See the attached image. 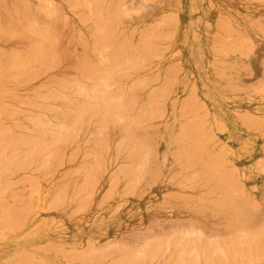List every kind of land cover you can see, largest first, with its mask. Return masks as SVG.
<instances>
[{"label":"crops","instance_id":"1","mask_svg":"<svg viewBox=\"0 0 264 264\" xmlns=\"http://www.w3.org/2000/svg\"><path fill=\"white\" fill-rule=\"evenodd\" d=\"M179 9L180 59L174 65L179 76L165 103L164 126L153 137L142 138L148 143L142 140L140 145L138 139L136 159L109 164L107 153L103 177L77 182L3 172L8 161L1 156L5 151L10 154V148L0 147V264H163L171 254L168 264L178 259L176 264H188L196 252L200 253L192 261L196 264H264V0H185ZM200 163H206L204 168ZM131 169L140 172L136 179H131L135 175ZM204 169L218 173H208L209 179ZM223 184L231 187L229 197L223 198L229 193ZM187 233H192L189 238ZM187 244L200 249L196 245L191 253ZM179 246L181 256L176 257Z\"/></svg>","mask_w":264,"mask_h":264},{"label":"rangeland","instance_id":"2","mask_svg":"<svg viewBox=\"0 0 264 264\" xmlns=\"http://www.w3.org/2000/svg\"><path fill=\"white\" fill-rule=\"evenodd\" d=\"M2 1L3 0H0V10L2 11V9L4 8L5 12H7L8 10L9 11L7 12V14H5L4 11H2V12L0 11V17H1L0 23L2 24V25H0V32L2 31L0 33V36L2 37V35L4 33H6V32L8 33V31L10 29L11 30H10V33L8 34L9 36L6 33L5 35H3V38L0 37V47H1L0 48V61L2 60L1 64H0V99H1V102H0V120H1L0 121V132L5 134V135H3L2 133H0V142L1 143L3 142L2 144L0 143L1 144L0 147L8 145L7 148H10L12 151H14V152L11 151L10 154H8V155H7V153L6 154L2 153L4 155V157H2L3 160H5V157H6L7 161L9 162L14 157H18V158L20 157V159H17V161H19L23 157L22 158L23 160L19 161L20 163H22V161H23L22 165H20L19 162L15 161L16 158H14L15 159L14 161L17 163V164L15 163V164L19 165V166L16 167V165L13 164L14 161L12 160L13 163L10 162V164H8V165H10V166H8L10 169H8V167L6 166L8 171H6V168L3 169V170L6 173H9L12 176L37 177V176H46V175H48V176H58L60 178H63V177H67V178H76V177L77 178L78 177L87 178L88 177L89 178L88 175L90 174V172L94 171L96 173L93 172L92 173V174H94L93 176L94 177H98L99 176L98 178H100V177H103V175H102L103 174V169H102L103 166L102 165H103V159L105 160L104 164L106 162L107 153H108V157H109V164H110V162H113V163L118 162L119 164H121V163L123 164L124 161H132V157H133V155H135L134 152L138 148V146H137L139 144L138 139L139 138H141V140H142V138L147 139V138H149V136H152L155 133V131H159L161 129V127L164 126V124H163V114H164L163 109H165V103L167 102V99L171 95V86L172 85H170V83L172 84L176 79H178V76H179L177 74V70H176V67L174 65H178V61L180 59L179 31H180V23L181 22H180V9L179 8H180V5L185 0H97V1L89 0V2L91 1L90 3L88 2V0H81L82 2H84V5L85 4H89V7H91L90 9H89L88 5H85L86 7L84 5H83L84 7L81 6L83 3L80 2V0H76L78 3L75 0H65V1L64 0H50L49 3H48L49 7H48V5L46 7V3L48 2V0H19L18 2H17V0H14V2H13V0H6V1L4 0L3 2ZM21 1L24 2V3L20 5ZM74 1L76 2L75 4H74ZM212 1L218 2L219 0H212ZM28 2H29V4H28ZM85 2H87V3H85ZM92 3H94L95 5L92 4ZM102 4H103V6H101ZM14 5H15V8H14ZM35 5H37L38 7H36ZM90 5H92V6H90ZM97 5L98 6L100 5L101 7L99 8ZM11 6L13 7V10L17 9L18 12L16 10H14V11H16V16L19 15L18 17L15 18V14H14L15 12L12 10ZM26 6H27V8H26ZM40 6H42L44 8L42 9V7H40ZM51 6L52 7L54 6V7L52 8ZM56 6L59 9L58 8L56 9ZM93 6H95V7H93ZM82 7L85 9L84 12H83V8ZM25 8L27 10H25ZM47 8L51 9L52 12L49 11ZM54 8L56 9V11H55ZM38 9H39L40 12L38 11ZM45 9L47 10L46 11L47 15H49V17H50V18L48 17L49 18L48 20H47V15H44V14H46V13H44L45 11H43ZM87 9H88V13L86 12ZM95 10H96V12H95ZM89 11H91V12L93 11L92 12L93 15L91 14V12L89 13ZM100 11H102V12L100 13ZM9 12H12V13H9ZM26 12H28V13H26ZM29 12H31L30 13L31 15L29 14ZM36 12H38L39 15ZM94 13H96V17H95ZM97 13L99 14L98 16H97ZM8 14L10 15V17H9ZM22 14H24L23 18L25 20L22 18ZM32 14H34V15L36 14L35 15L36 17L34 15H32ZM52 14H53V17L50 16ZM82 14H84V15L82 16ZM87 14H89V15H87ZM101 15H103L104 17L101 16ZM32 16H34V18L36 20H34ZM29 17H30V19H29ZM55 17H56V19H54ZM40 18H43V19H40ZM44 18L47 21L44 20ZM60 18H61V20H60ZM86 18H87V20H86ZM90 18H91V20H89ZM21 19H23V20H21ZM50 19H52L53 21H51ZM30 20H32L35 23H36V21H38L37 22L38 25H37V23L36 24L31 23ZM42 20L47 22V23H44L45 25L43 24L44 27H43V25H41L43 23ZM56 20H57V22H54ZM97 20L100 21V22H98ZM20 21H21V23H20ZM24 21H26V23ZM27 22H28V25L25 26L27 24ZM48 23H49V25H48ZM50 23H52V24L50 25ZM91 24H92V26H91ZM33 25H34V27L35 26L36 27L34 28ZM19 26H22V27L25 26V27L24 28H20ZM45 26H48V27H45ZM1 27H4V30ZM5 27L8 28V29H6ZM27 27L29 29H27ZM31 27H32V29H31ZM36 28L37 29L39 28L42 31L41 32L40 31L39 32L35 31V30H37ZM43 28L44 29L47 28L48 32H47V29L45 31ZM98 28H100V29H98ZM51 29H53V30H51ZM30 30H33V31H30ZM3 31H5V32H3ZM23 31H24L25 34L23 33ZM34 31H35V33L37 32L36 34L34 33L36 35L35 37L33 35H31V34H33ZM44 31L47 32L48 35L50 34L51 37L49 36L48 37L49 39L52 38V36H54L52 38V40L55 38L53 43L52 42H50V43L48 42L51 39L50 40L48 39V41H47L49 44L46 42L47 39H45V38H47V36H46L45 33L44 34L42 33ZM91 31H94L95 35H94L93 32L91 33ZM95 31H100V32L102 31V34H98L100 32L96 33ZM27 32L30 33L29 34L30 36L28 35ZM49 32H51V33H49ZM15 33H17L18 36H16ZM20 34L24 38L27 37V39L26 38L24 39L23 37H19ZM26 34L28 36H26ZM11 35H12V37L16 36L15 38L13 37L14 40L12 39ZM91 35H94V36H91ZM100 35H102L101 36V40L103 39V41L100 40ZM5 36L7 38H5ZM83 37H84V39H83ZM92 37H94L97 40L94 41L95 39L92 38ZM37 38H39L40 41H43L42 42L43 44L40 43V41ZM16 39H18L19 41L17 42ZM24 40H25V42H24ZM31 40L35 41L36 44L35 43H33V45L30 44V43H32ZM36 40H38L39 43L36 42ZM85 40H87V41H85ZM99 41H100V44L97 43ZM86 42H87V44H85ZM51 43L54 44V45H51ZM1 44L5 45V46H3ZM19 44H20V48L18 49V47H19L18 45ZM29 44L32 45V46H35V47L29 48ZM39 44H41L43 46H41ZM96 44H98V45L96 46ZM101 44L103 45V47L102 46L100 47ZM45 45L54 46V47H51L52 48V50H51V48L49 46H47L45 48ZM55 45H56L57 50L55 48ZM80 45H81V47H80ZM82 45L83 46L85 45V46L83 47ZM86 45H88V47ZM91 45H93V46L91 47ZM2 46L4 48H2ZM15 46H17V47H15ZM38 46H41V48H39V49H42V47L46 49L44 51V53H43V51H41L44 54L43 56H42L40 50L37 49L38 50L37 51L35 49ZM53 48H54V52L55 53L53 52ZM85 48H87V50ZM5 49H6V51H3ZM16 49H18V50L15 51ZM20 49L21 50H23V49L25 50L26 49L25 50L26 52L23 50V52L25 54L22 53V51ZM30 49H32V50H30ZM59 49H61V50H59ZM42 50H44V49H42ZM18 51H19V53H18ZM31 51H33V52H31ZM85 51H86V53H85ZM89 51L92 52V53L90 54ZM120 51H121V53H120ZM38 52H40V53H38ZM97 52H99L100 54L99 53L97 54ZM173 52H175V53H173ZM36 53H37V55H36ZM122 53H123L124 56L122 55ZM38 54L40 56H42V59L39 60L40 56ZM17 55H18V59H17ZM99 55L100 56L102 55L103 57L101 56V58H100V57H98ZM43 57L46 58V59H43ZM34 58L36 59L35 63L32 62ZM81 58L84 59L83 61H85V63H83V61H81L82 60ZM16 59H17L16 64L18 63L17 65L15 64V61H14ZM26 59H27V61H26ZM52 59H54L55 62ZM43 60H48L46 62L49 63L50 65L46 64V67H49V68L46 69L45 67H43V66H45V63H46L44 61V65H43ZM122 60L123 61L126 60V61H124L122 63ZM18 61H20L21 65L19 64ZM24 61H25L26 65H28V67H29V64H30V68H28L27 66L26 67L24 66L25 65ZM38 61H41V63L39 62L41 64V66H39L40 65L39 63H37ZM3 62H5V63H3ZM81 63H83L84 65L86 63H88V64L85 65V68L86 69L88 68L87 70H90V71L88 72L87 70H84L85 68H84L83 64L81 65ZM100 63H101V65H103L102 67H100L101 66ZM91 64H94V65L91 66ZM9 65H10L11 69L8 68ZM18 65H19V67H18ZM11 66L14 67L15 69L17 68V70L15 71V69L14 68L12 69ZM31 67H32V69H31ZM81 67H82V69H81ZM96 68H98V71H97ZM22 69L23 70L26 69V70L22 71ZM28 71L30 73H28ZM35 71H36V73H35ZM46 71H47V73H45ZM75 71H77V73H74ZM92 71H93V73L91 75ZM18 72L19 73L21 72L24 76H22L21 73L19 75ZM119 73H121V74H119ZM12 74H14V75H12ZM93 74L95 75L94 78H93L94 81L91 80L92 77H93ZM53 75H55V77H56L55 79H59V82L62 81L64 83H66V87L64 88L63 87V86H65V85H63L64 83H62V85H61V84H59L58 81H56V84H53V83H55ZM12 76H13V78H11ZM19 76H20V78H19ZM74 76L75 77H77V76L80 77L81 76L82 80H81V78L79 79V77H77V79L75 80ZM30 77L31 78L34 77V78L31 79ZM101 77H103V78H101ZM26 78H27V80H25ZM99 78H101V79H99ZM52 79L54 80V82H53ZM95 79H97V80L99 79V81H101L103 84L105 83V85H106V87H108V89L104 88L105 85H104V87L96 86V85L99 84V81H98V84H96L97 81H95ZM22 80L23 81L25 80V83ZM78 80H79V82H77ZM18 81L19 82L21 81V82L19 83ZM26 81H28L29 83L27 82L28 83L27 84ZM51 81L53 83H51ZM71 82H74L73 85L71 84ZM76 82H77V84H76ZM8 83H9V85H8ZM11 83H13L12 85H14V87L11 85ZM16 83H18V84H16ZM68 83H70V84L68 85ZM79 83H80V85L82 84V86L84 87L83 90L81 88L82 86H80ZM25 84H27V85L25 86ZM57 84H59V85L57 86ZM112 84H113V86H112ZM35 85H36V88H35ZM99 85H101V83ZM67 87H69V89ZM86 87H88V88H86ZM90 87L99 88L98 89V90H100L99 92L103 93V95L100 94V93H99L100 94L99 95L97 93L98 92L97 90H96L97 91L96 93L99 96L97 94L96 95L98 97L102 96L103 98H105V97L106 98L104 100H103V98H101L102 100L97 98V99H99V100H97V99H95V97H97V96H95L94 98L93 97L91 98V97L85 96V93L84 94L80 93L81 91L85 92V89H89ZM63 88H64V90H63ZM133 88H135V89H133ZM166 88H167V90H166ZM76 89H78V90L81 89V91L79 93L82 94L83 96L79 95L78 90H76ZM92 89L90 88L91 92H93ZM29 90L31 91L30 93H29ZM70 90H72L73 92L70 91ZM94 91H95V89H94ZM136 91H138V92H136ZM159 91H161V92H159ZM88 92H89L88 95L90 94L89 96H91V93H90L89 90H88ZM35 93L37 95L40 93V95L36 96ZM74 93L75 94L77 93L78 95L75 96ZM94 93H92V96H93ZM4 94H7V95H4ZM126 94H127V96H125ZM59 95H60V98H59ZM72 95H74L75 97H73ZM39 96H41V97H39ZM48 96H50V97L53 96V98L55 96H57V97H56V100H55V98L53 99V98H50ZM64 96H67V97H64ZM134 96H135L136 101L134 99ZM11 97H14V98L11 99ZM47 97L50 98V99H47ZM71 97L74 100L71 99ZM148 97H149V99H148ZM8 98H10V99H8ZM44 98H46L48 100V102L45 101L46 104L44 102ZM57 98H58V100H57ZM64 98H65V101L63 102ZM51 99H53L55 102H53V100H51ZM88 99H92V101L88 100ZM130 99H132V100H130ZM40 100H43V102L40 101ZM49 100H51L52 102L49 101ZM71 100H72V102H71ZM76 100L77 101L80 100V102L77 103V104L81 103L79 106H81V105L84 106L83 107L84 109L81 108L84 111V114H83L81 109H78L79 111L77 110V112L75 113L76 109L78 108L77 106H75V105H77V104H75L77 102ZM107 100L108 101L110 100L111 103H110V101L107 102ZM121 100H122V103H121ZM129 100L131 102H128ZM20 101L23 102V103H21ZM56 101L60 102L61 103L60 105H62V106H60L59 103H57ZM95 101H97V102L95 103ZM104 101L107 102V103H105ZM12 102L13 103L17 102L19 104L16 103L17 104V106H16V104H13ZM86 102H87V104H86ZM102 102L105 104V107L103 106ZM135 102H137V103H135ZM159 102H160V104H159ZM53 103H55V105ZM67 103H69V104H67ZM70 103L72 104V108H71V104ZM88 103L90 104V106H89ZM91 103L92 104H96V106H93ZM100 103L102 105L99 107ZM37 104H39V106ZM40 104H41V106H40ZM47 104H48V106L49 105H53L54 109L56 108V110L59 113L56 110H54V109L51 110V108H53V106H49L48 107ZM97 104H99V105H97ZM107 104H110L108 106H111L108 109H106L108 107V106H106ZM9 105H12V106H9ZM73 105H74V108H73ZM86 105H87V107L89 106L88 110L85 108ZM5 106L7 107V109L8 108L11 109V107H12L13 109H11V110L9 109V111H12L14 114L12 112L9 113V111L6 109ZM34 106H36V108ZM133 106H135V107H133ZM43 107H45V108H43ZM75 107H76V109H75ZM92 107H93V110H92ZM118 107H120L123 111L121 112V110H118V109H120ZM32 108H33V110H32ZM39 108H41V110ZM89 108H91V109H89ZM43 109L44 110L47 109L48 111L49 110L50 111L48 112L47 110H45L47 112L45 114V111ZM63 109H64V111H62ZM14 110H16V112ZM26 110H27L28 113H26ZM29 110L33 114H30ZM66 110H68V111H66ZM60 111H61V115H60ZM88 111H90V112L88 113ZM100 111H101V113L102 112L103 113L101 114ZM105 111H106V116L104 115ZM107 111H109V114H108ZM68 112H72V113L70 114ZM96 112H99V113H96ZM38 113L40 115V116L38 115L39 118L37 116ZM65 113H66L65 117L62 116ZM87 113L90 115L89 117L91 119L89 117H87L88 116ZM29 114L31 116H29ZM52 115H53V118L51 117ZM76 115H78L79 118L83 117V119L82 118H80V119L77 118ZM107 115L110 116V117H108ZM159 115H160V117H159ZM54 116H55V119H56V116H58L57 119H56L57 121L54 119ZM97 116H99V117H97ZM112 116H114V117H112ZM115 116H116V119H114ZM119 116H120V118H119ZM126 116H127V118H126ZM45 117H47V118H45ZM4 118H6V119H4ZM31 118H33V119H31ZM75 118H77V119H75ZM117 118H119V119H117ZM53 119H54V121H56L57 124L54 123ZM74 119L77 120L78 124H77V122H75ZM78 119H79V121H78ZM81 119H82V122H81ZM92 119H94V120H92ZM130 119H131L132 123H131ZM32 120H33V122H35L34 125L32 124ZM86 120H87L88 123H86ZM96 120L100 121L101 124L98 123V121H96ZM102 120H103V123H102ZM28 121H30L31 123H29ZM45 121L47 123H45ZM48 121H50L49 123L53 122L55 124V126L57 125L55 127V129H53L54 128V124L51 125V126L47 125ZM127 121H130V122H127ZM136 121H137V123H136ZM113 122L115 123V126H114ZM134 122H135V125H134ZM9 123H10V125H9ZM39 123L40 124H42V123L45 124V125L42 124L44 127L41 128L40 125L38 126ZM79 123H81L83 126L81 124H79ZM129 123H131L130 124L131 127L128 126L127 130L129 128L134 133V129L137 127L135 129L136 130L135 131L136 134L134 133V136H132L133 135V133H132L130 135L133 138H131L129 136V139L128 138L126 139V136L128 137V135H126L127 131H125L126 127L123 128L124 129L123 130L122 129V125H124V126L125 125H129ZM104 124H106V126ZM118 124H120V126H121L120 128L121 129L119 128ZM11 125L12 126L14 125V126L12 127ZM23 125L25 126V129L23 128ZM46 125H47V127L45 128ZM58 125H60V126L58 127ZM78 125H80V126H78ZM5 126H7V128ZM35 126H36V128H35ZM87 126H88V128H87ZM102 126H104L105 128L102 127ZM2 127H4V128L1 129ZM37 127H39V128L37 129ZM65 127H67V129H64ZM96 127H97V131L98 132L96 130H94V129H96ZM140 127H143V130L144 129L145 130L142 131V129ZM5 128H6L7 131L5 130ZM12 128H13V130H12ZM47 128H49L50 130H48ZM61 128H62V130H61ZM79 128H80V130H79ZM138 128H140V129H138ZM16 129L18 131L19 130L22 131V132L19 131L20 136H18L19 133H18V131ZM29 129H30V132L32 130L31 133H29ZM45 129H47L48 132H50V131H53V132L47 133V131H45ZM77 130H78V132H77ZM102 130H104L103 133H102ZM112 130H113V132H112ZM8 131H9V133L12 131L11 133H14L15 135L14 134L11 135V133L9 134ZM36 131H38V132H36ZM64 131L66 133L65 136H64L65 133H63ZM67 131L70 132V133H68ZM72 131H73V134H71ZM82 131H84V132L86 131V132L83 133ZM95 131L98 134L97 133L94 134ZM105 131L107 133H109L110 135L106 134ZM39 132H41V133H39ZM74 132L76 133V136H75ZM6 133H8V134H6ZM91 133L94 134V135L92 136ZM16 134H17V136H16ZM30 134H32V136H30ZM50 134H51L52 137L50 136ZM99 134H100V136H99ZM102 134L105 135L104 136L105 138L103 137ZM1 135H3L2 139H1V137H2ZM6 135L8 136V138H7ZM23 135H24V137H23ZM39 135H41L42 137H40ZM55 135H57V136L60 135L58 137L59 138L58 141H57V136L55 137ZM67 135H68V137H67ZM69 135H71L73 137V138L71 137V141L69 140V137H70ZM96 135H97V137H94ZM48 136L51 137V138H49ZM9 137H11V138L9 139ZM12 137H14V138H12ZM33 137H34V139H33ZM60 137H62L61 138L62 142L60 141ZM16 138H18V139H16ZM21 138H22V140H21ZM99 138H102L104 142L102 141V139H99ZM123 138L127 140V141L123 140V141L127 142V144L125 142L122 143V139ZM7 139H8V142H7ZM29 139H30V142H29ZM72 139H73L74 142L72 141ZM93 139H95V140L93 141ZM100 140L103 143H101ZM128 140L129 141H131V140L134 141L135 144L137 143V145L133 144L134 147H136L135 150H133L134 147H132L131 144H130L131 148L127 147V146H130L128 144V142H129ZM24 141L26 142V146L23 144V143H25ZM31 141H32V143H31ZM42 141H44V143ZM49 141H52V142L49 144ZM55 141H57V142H55ZM67 141H69V142H67ZM92 141H93V143H92ZM132 141L130 143H132ZM88 142H89V144H88ZM141 142H140V144H142ZM18 143H19V145H18ZM28 143H29L30 146L28 145ZM53 143L54 144L55 143H57V144L59 143V144L58 145L57 144L54 145ZM62 143L65 144V145L62 146ZM75 143H77V144H75ZM97 143H99V144H97ZM31 144H33V145H31ZM35 144L37 145V147H36ZM103 144H105V145H103ZM125 144L127 146H124ZM13 145H14V147H13ZM50 145L52 147H50ZM90 145H91V147H90ZM96 145L98 147H99V145H102V146H100V148L103 149V151L100 148H99L100 150H98L97 149L98 147L97 148L95 147ZM31 146L33 147V149H35V152L33 150H32L33 152L32 151L30 152V149H28V148H32ZM46 146H47V148H45ZM106 146H108V149H107ZM26 147H27V149H26ZM48 147L52 148L53 150L49 149V152H47L48 151ZM54 147H56L58 149H55ZM86 147H88V148H86ZM36 148L38 150H36ZM90 148L92 150L91 152H90ZM82 149L83 150L87 149V150L85 152ZM95 149L98 150L97 151V152H99L98 155H101V156H97L99 158H102V159H100V163L97 162L98 158L95 157L96 154H97L96 151H94ZM28 150H29L30 153L28 152ZM37 151H39L38 152L39 154L37 153ZM43 151H46V153H48V154H46ZM100 151H101V153H100ZM15 153H17V154H15ZM49 153H50V155H49ZM87 153H89V154H87ZM102 153H103V156H102ZM40 154L41 155L43 154V155L41 156ZM73 154L76 155V156H74ZM25 156H26V158L24 159ZM28 156L29 157L32 156V158L36 157V159L32 160V158H29L30 159V163H29V159L27 160ZM86 156H88V157H86ZM93 156L96 159L95 162H94V159H93L94 157ZM60 158H62V159H60ZM89 158L91 160H89ZM57 159H58V161H57ZM80 159L82 161H79ZM133 159H134V157H133ZM52 160H53V162H52ZM42 161H44V162H42ZM90 161H92V163H95V164H92ZM89 163H90V166H88ZM13 165H15V166H13ZM100 165L102 166V168H101ZM94 166L96 167V169H93V168H95ZM98 166H99V168H98ZM105 166L106 165H104V170H105ZM79 167L80 168L82 167V169H80ZM85 167H86V169H87V167H90V169L88 168L90 171L89 172L86 171L84 169ZM79 169L82 170V171H80ZM96 170H98V171H96ZM85 171H86V173H85ZM99 171H101V173ZM97 173H99V175ZM92 174H91V176H92ZM95 174H96V176H95Z\"/></svg>","mask_w":264,"mask_h":264},{"label":"bare ground","instance_id":"3","mask_svg":"<svg viewBox=\"0 0 264 264\" xmlns=\"http://www.w3.org/2000/svg\"><path fill=\"white\" fill-rule=\"evenodd\" d=\"M3 1H4V0H3ZM3 1H2V2H3ZM5 1H6V0H5ZM18 1H19V0H17V2H18ZM49 1H50V0H48V2L46 1V2H47V3H46V7H47ZM64 1H65V0H64ZM75 1H76V0H75ZM75 1H74V4L77 2V1H76V2H75ZM95 1H97V0H95ZM2 2H1V3H2ZM13 2H14V0H13ZM21 2H22V1H21ZM21 2H20V5L24 3V2H22V3H21ZM66 2H67V1H66ZM68 2H69V1H68ZM80 2H82V1L80 0ZM80 2H79V3H80ZM88 2H89V0H88ZM90 2H91V1H90ZM90 2H89V3H90ZM92 2H93V1H92ZM101 2H102V1H101ZM72 3H73V2H72ZM77 3H78V2H77ZM82 3H83V4H82L81 6L84 5V2H82ZM85 3H87V2H85ZM113 3H114V2H113ZM28 4H29V2H28ZM30 4H31V3H30ZM39 4H40V3H39ZM39 4H38V5H39ZM92 4H94V3H92ZM97 4H98V3H97ZM100 4H101V3H100ZM12 5H13V4H12ZM55 5H56V4H55ZM85 5H88V7H89V4H85ZM85 5H84V6H85ZM94 5H95V4H94ZM5 6H6V5H5ZM23 6H24V5H23ZM35 6L38 7L37 5H35ZM35 6H34V7H35ZM42 6H43V5H42ZM42 6H40V7H42ZM69 6H70V5H69ZM84 6H83V7H84ZM90 6H92V5H90ZM97 6H98V5H97ZM101 6H103V4H102ZM101 6L99 5L98 7L100 8ZM108 6H109V5H108ZM118 6H119V5H118ZM2 7H3V6H2ZM9 7H10V6H9ZM11 7H12V6H11ZM28 7H29V6H28ZM48 7H49V5H48ZM51 7H52V6H51ZM53 7H54V6H53ZM53 7H52V8H53ZM83 7H82V8H83ZM85 7H86V6H85ZM93 7H95V6H93ZM14 8H15V5H14ZM21 8H22V7H21ZM26 8H27V6H26ZM26 8H25V10H27ZM31 8H32V7H31ZM43 8H44V7H42V9H43ZM57 8H58V7L56 6V9H57ZM90 8H91V7H89V9H90ZM96 8H97V7H96ZM19 9H20V8H19ZM47 9H48V8H47ZM54 9H55V8H54ZM56 9H55V11H56ZM58 9H59V8H58ZM7 10H8V9H7ZM12 10H13V7H12ZM14 10L17 11V9H14ZM14 10H13V11H14ZM20 10H21V9H20ZM48 10L52 12L51 9H48ZM61 10H62V9H61ZM78 10H79V9H78ZM84 10H85V9L83 8V12H84ZM97 10H98V9H97ZM107 10H108V9H107ZM110 10H111V9H110ZM117 10H118V9H117ZM0 11H1V10H0ZM2 11H4V8L2 9ZM2 11H1V12H2ZM8 11H9V10H8ZM8 11H7V12H8ZM10 11H11V10H10ZM13 11H12V12H13ZM16 11H14L15 13L13 12V13L15 14V18L19 16V15L16 16ZM21 11H22V10H21ZM28 11H29V10H28ZM30 11H31V10H30ZM35 11H36V10H35ZM38 11H39V9H38ZM43 11H45L44 13H46L47 10L45 9V10H43ZM93 11H94V10H93ZM93 11H92V12H93ZM98 11H99V10H98ZM114 11H115V10H114ZM4 12H5V11H4ZM4 12H3V13H4ZM7 12H5V14H7ZM12 12H9V13H12ZM17 12H18V11H17ZM39 12H40V11H39ZM41 12H42V11H41ZM86 12L88 13V9H87ZM90 12H91V11H89V13H90ZM92 12H91V14H92ZM95 12H96V10H95ZM101 12H102V11H100V13H101ZM110 12H111V11H110ZM26 13H28V12H26ZM30 13H31V12H29V14H30ZM36 13H38V12H36ZM98 13H99V12H98ZM98 13H97V16L99 15ZM107 13H108V12H107ZM17 14H18V13H17ZM58 14H59V13H58ZM76 14H77V13H76ZM94 14H95V17H96V13H94ZM103 14H104V13H103ZM8 15H9V14H8ZM11 15H12V14H11ZM30 15H31V14H30ZM32 15H34V14H32ZM35 15H36V14H35ZM35 15H34V16H35ZM38 15H39V13H38ZM44 15H47V13L44 14ZM83 15H84V14H82V16H83ZM87 15H89V14H87ZM92 15H93V14H92ZM5 16H6V15H5ZM13 16H14V15H13ZM34 16H32V17H33L34 20H36V19L34 18ZM50 16L53 17V14L50 15ZM101 16H103V15H101ZM116 16H117V15H116ZM7 17H8V16H7ZM9 17H10V15H9ZM23 17H24V14H22V18H23ZM25 17H26V16H25ZM30 17H31V16H30ZM30 17H29V19H30ZM35 17H36V16H35ZM43 17H44V16H43ZM48 17H49V15H47V20L50 18V17H49V18H48ZM63 17H64V16H63ZM87 17H88V16H87ZM103 17H104V16H103ZM11 18H12V17H11ZM64 18H65V17H64ZM258 18H260V17H258ZM0 19H1V17H0ZM13 19H14V18H13ZM17 19H18V18H17ZM23 19H24V18H23ZM23 19H21V20H23ZM31 19H32V18H31ZM37 19H38V18H37ZM40 19H43V18H40ZM52 19H53V18H52ZM52 19H50V20L53 21L54 19H56V17H55L53 20H52ZM67 19H68V18H67ZM24 20H25V19H24ZM26 20H27V19H26ZM44 20H46V19L44 18ZM44 20H42L43 23L41 22V23H42L41 25H43L44 23H47V22H45ZM47 20H46V21H47ZM60 20H61V18H60ZM60 20H59V21H60ZM86 20H87V18H86ZM89 20H91V18H90ZM93 20H94V19H93ZM100 20H101V19H100ZM231 20H232V19H231ZM17 21H18V20H17ZM30 21H31V23H34V24H36V23L38 22V21H36V23H35V22H33L32 20H30ZM30 21H29V22H30ZM97 21H98V20H97ZM108 21H109V20H108ZM24 22L26 23V21H24ZM54 22H57V20L54 21ZM95 22H96V21H95ZM98 22H100V21H98ZM20 23H21V21H20ZM20 23H19V24H20ZM22 23H23V22H22ZM250 23H251V22H250ZM16 24H17V23H16ZM51 24H52V23H50V25H51ZM0 25H2V24L0 23ZM27 25H28V22H27V24H26L25 26H27ZM37 25H38V23H37ZM44 25H45V24H44ZM44 25H43V27H44ZM46 25H47V24H46ZM48 25H49V23H48ZM16 26H17V25H16ZM25 26H24V27H25ZM29 26H30V25H29ZM29 26H28V27H29ZM31 26H32V25H31ZM91 26H92V24H91ZM94 26H95V25H94ZM250 26H251V25H250ZM19 27H20V28H24V27H22V26H19ZM28 27H27V29H29ZM33 27H34V25H33ZM35 27H36V26H35ZM35 27H34V28H35ZM45 27H48V26H45ZM50 27H51V26H50ZM256 27H257V26H256ZM1 28L4 30V27H1ZM5 28H6V27H5ZM94 28H95V27H94ZM249 28H250V27H249ZM260 28H262V27H260ZM2 29H1V30H2ZM6 29H8V28H6ZM15 29H16V28H15ZM31 29H32V27H31ZM36 29H37V28H36ZM38 29H39V28H38ZM38 29L35 30V31H38V32H39V31H40V32L42 31V30H40V29L38 30ZM43 29H44V28H43ZM46 29H47V28H46ZM46 29H44V30L46 31ZM92 29H93V28H92ZM98 29H100V28H98ZM10 30H11V29H10ZM10 30L8 31V33L6 32L7 35L10 33ZM51 30H53V29H51ZM101 30H102V29H101ZM251 30H252V29H251ZM6 31H7V30H6ZM24 31H25V30H24ZM24 31H23V33H24ZM30 31H33V30H30ZM30 31H29V32H30ZM35 31L33 32V34H31V35H33L34 37L36 36L35 34L37 33V32L35 33ZM45 31L42 32V33H43V34H44V33L46 34L47 38H45V39H47V40H46V42H47L48 39H49L48 37L50 36V34H49V35L47 34L48 29H47V32H45ZM233 31H234V30H233ZM1 32H2V31H1ZM1 32H0V33H1ZM3 32H5V31H3ZM11 32H12V31H11ZM92 32L94 33V31H91V33H92ZM95 32L98 33V32H100V31H95ZM6 33H4V34L2 33V34L5 35ZM13 33H14V32H13ZM19 33H20V32H19ZM19 33H18V34H19ZM27 33H28V32H27ZM31 33H32V32H31ZM34 33H35V34H34ZM49 33H51V32H49ZM260 33H261V32H260ZM15 34H16V36H18L17 33H15ZM21 34H22V33H21ZM21 34L19 35V37H23V36H21ZM24 34H25V33H24ZM24 34H23V35H24ZM29 34H30V33H28V35H29ZM98 34H102V31H101L100 33H98ZM263 34H264V33H263ZM3 35H2V37H1V36H0V37L3 38ZM28 35L26 34V36H28ZM94 35H95V33H94ZM94 35H91V36H94ZM8 36H9V35H8ZM16 36H15V37H16ZM29 36H30V35H29ZM77 36H78V35H77ZM101 36H102V35H100V40H101ZM11 37H12V35H11ZM13 37H14V36H13ZM13 37H12V39L14 40L15 37H14V38H13ZM50 37H51V36H50ZM53 37H54V36H52V38H53ZM96 37H97V36H96ZM98 37H99V36H98ZM113 37H114V36H113ZM5 38H7V37L5 36ZM17 38H18V37H17ZM23 38H24V37H23ZM25 38L27 39V37H25ZM25 38H24V39H25ZM52 38H50L51 40L49 39V40H50V41H48L49 43H50V42L53 43V41H54L55 38H54L53 40H52ZM76 38H77V37H76ZM92 38H94V37H92ZM102 38H103V37H102ZM12 39H11V40H12ZM21 39H22V38H21ZM31 39H32V38H31ZM37 39L39 40V38H37ZM40 39H41V38H40ZM43 39H44V38H43ZM83 39H84V37H83ZM94 39H95V38H94ZM1 40H2V39H1ZM3 40H4V39H3ZM16 40H17V42L19 41L18 39H16ZM33 40H34V39H33ZM38 40H36V42L39 43L40 40H39V41H38ZM92 40H93V39H92ZM96 40H97V39H95L94 41H96ZM98 40H99V39H98ZM111 40H112V39H111ZM55 41H56V40H55ZM85 41H87V40H85ZM90 41H91V40H90ZM101 41H103V39H102ZM24 42H25V40H24ZM27 42H28V41H27ZM31 42H32V43H30V44H32V45H33V43H35V41H32V40H31ZM42 42H43V41H40V43H42ZM48 42H47V43H48ZM78 42H79V41H78ZM113 42H114V41H113ZM248 42H249V41H248ZM248 42H247V43H248ZM38 43H37V44H38ZM47 43H46V44H47ZM49 43H48V44H49ZM52 43H51V45H54V44H52ZM92 43H93V42H92ZM97 43L100 44V41L97 42ZM111 43H112V42H111ZM30 44H29V48L35 47V46L30 45ZM35 44H36V43H35ZM42 44H43V43H42ZM85 44H87V42H86ZM105 44H106V43H105ZM127 44H128V43H127ZM140 44H141V43H140ZM1 45H3V44H1ZM39 45H41V44H39ZM97 45H98V44H96V46H97ZM249 45H251V43H250ZM3 46H5V45H3ZM3 46H2V48H4ZM18 46H19V47H18V49H19V48H20V44H19ZM30 46H31V47H30ZM41 46H43V45H41ZM41 46H38V47L35 48V49H36V50H37V49L40 50V52L43 51V53H44V51L46 50L45 48H46L47 46H49V45H45V48L42 47V49H44V50L39 49V48H41ZM60 46H61V45H60ZM82 46H83V45H82ZM84 46H85V45H84ZM84 46H83V47H84ZM86 46L88 47V45H86ZM92 46H93V45H91V47H92ZM101 46L103 47L102 44L100 45V47H101ZM113 46H114V45H113ZM15 47H17V46H15ZM21 47H22V46H21ZM49 47L51 48V47H54V46H49ZM49 47H48V48H49ZM58 47H59V46H58ZM80 47H81V45H80ZM0 48H1V47H0ZM55 48H56V45H55ZM98 48H99V47H98ZM139 48H140V47H139ZM250 48H251V46H250ZM18 49H16L15 51H17ZM63 49H64V48H63ZM85 49L87 50V48H85ZM20 50H21V49H20ZM23 50H24V49H23ZM23 50H21L22 53H24ZM25 50H26V49H25ZM25 50H24V51H25ZM30 50H32V49H30ZM38 50H37V51H38ZM51 50H52V48H51ZM56 50H57V48H56ZM59 50H61V49H59ZM91 50H92V49H91ZM91 50H90V51H91ZM1 51H2V50H1ZM3 51H6V49L3 50ZM3 51H2V52H3ZM63 51H64V50H63ZM90 51H89V53L91 54L92 52H90ZM94 51H95V50H94ZM102 51H103V50H102ZM25 52H26V51H25ZM31 52H33V51H31ZM40 52H38V53H40ZM53 52H54V48H53ZM111 52H112V51H111ZM18 53H19V51H18ZM43 53L41 52L42 56L44 55ZM54 53H55V52H54ZM85 53H86V51H85ZM98 53H99V52H97V54H98ZM120 53H121V51H120ZM173 53H175V52H173ZM20 54H21V53H20ZM24 54H25V53H24ZM33 54H34V53H33ZM87 54H88V53H87ZM94 54H95V53H94ZM99 54H100V53H99ZM110 54H111V53H110ZM28 55H29V54H28ZM36 55H37V53H36ZM38 55H39V54H38ZM92 55H93V54H92ZM112 55H113V54H112ZM117 55H118V54H117ZM122 55H123V53H122ZM32 56H33V55H32ZM39 56H40V55H39ZM42 56H40L39 60L42 59ZM93 56H94V55H93ZM96 56H97V55H96ZM101 56H102V55H101ZM101 56L99 55L98 57L101 58ZM113 56H114V55H113ZM118 56H119V55H118ZM123 56H124V55H123ZM128 56H129V55H128ZM132 56H133V55H132ZM21 57H22V56H21ZM28 57H29V56H28ZM79 57H80V56H79ZM102 57H103V56H102ZM50 58H51V57H50ZM100 58H99V59H100ZM118 58H119V57H118ZM17 59H18V55H17ZM17 59L14 60V61H15V64H16V62H17ZM43 59H46V58L43 57ZM81 59H82V60H81ZM81 59H80L81 61L84 60L83 58H81ZM93 59H94V58H93ZM97 59H98V58H97ZM127 59H128V58H127ZM131 59H132V58H131ZM3 60H4V59H3ZM31 60H32V59H31ZM34 60H35V61H34ZM52 60L54 61V59H52ZM104 60H105V59H104ZM107 60H108V59H107ZM1 61H2V60H1ZM1 61H0V64H1ZM11 61H12V60H11ZM22 61H23V60H22ZM26 61H27V59H26ZM44 61L46 62V61H48V60H43V65H44ZM53 61H52V62H53ZM97 61H98V60H97ZM124 61H126V60H124ZM124 61L122 60V63H123ZM18 62H19V64H20V61H18ZM32 62L35 63V62H36V59L34 58ZM39 62L41 63V61H38L37 63H39ZM49 62H50V61H49ZM54 62H55V61H54ZM93 62H94V61H93ZM3 63H5V62H3ZM28 63H29V62H28ZM40 63H39V64H40ZM50 63H51V62H50ZM83 63H85V61H83ZM83 63H81V65H82ZM91 63H92V62H91ZM96 63H97V62H96ZM215 63H216V62H215ZM17 64H18V63H17ZM17 64H16V65H17ZM24 64H25V65H24ZM24 64H23V65H24L25 67H26V66L28 67V65H26L25 61H24ZM46 64H49V63L46 62V63H45V66H43V67H45V68L47 69V68H49V67H46ZM86 64H88V63H86ZM86 64H85V65H86ZM89 64H90V63H89ZM12 65H13V64H12ZM20 65H21V64H20ZM34 65H35V64H34ZM49 65H50V64H49ZM81 65H80V66H81ZM85 65L83 64L84 68H85ZM92 65H94V64H91V66H92ZM100 65H101V63H100ZM100 65H99V66H100ZM31 66H32V65H31ZM39 66H41V64H40ZM83 66H82V67H83ZM102 66H103V65H101L100 67H102ZM11 67H12V66H11ZM15 67H16V66H15ZM18 67H19V65H18ZM20 67H21V66H20ZM82 67H81V69H82ZM105 67H106V66H105ZM8 68H10V65H9ZM13 68H14V67H12V69H13ZM28 68H30V64H29V67H28ZM45 68H44V69H45ZM68 68H69V67H68ZM73 68H74V67H73ZM75 68H76V67H75ZM90 68H91V67H90ZM92 68H93V67H92ZM126 68H127V67H126ZM10 69H11V68H10ZM14 69H15V68H14ZM20 69H21V68H20ZM23 69H24V68H23ZM23 69H22V71H25V70H26V69H25V70H23ZM31 69H32V67H31ZM33 69H34V68H33ZM76 69H77V68H76ZM81 69H80V70H81ZM87 69H88V68H87ZM87 69L85 68L84 70H87ZM96 69H97V71H98V68H96ZM104 69H105V68H104ZM16 70H17V68L15 69V71H16ZM18 70H19V69H18ZM27 70H28V69H27ZM93 70H94V69H93ZM101 70H102V69H101ZM11 71H12V70H11ZM11 71H10V72H11ZM13 71H14V70H13ZM81 71H82V70H81ZM87 71L89 72L90 70H87ZM87 71H86V72H87ZM97 71H96V72H97ZM83 72H84V71H83ZM108 72H109V71H108ZM108 72H107V73H108ZM123 72H124V71H123ZM20 73H21V72H20ZM20 73L18 72L19 75H20ZM28 73H30V72L28 71ZM35 73H36V71H35ZM45 73H47V71H46ZM74 73H77V71H75ZM92 73H93V71L91 72V75H92ZM112 73H113V72H112ZM117 73H118V72H117ZM26 74H27V73H26ZM78 74H79V73H78ZM101 74H102V73H101ZM119 74H121V73H119ZM124 74H125V73H124ZM12 75H14V74H12ZM15 75H16V74H15ZM21 75L24 76L22 73H21ZM35 75H36V74H35ZM79 75H80V74H79ZM86 75H87V74H86ZM10 76H11V75H10ZM17 76H18V75H17ZM51 76H52V75H51ZM53 76H54L53 78H54V80H55V83H53V82H54L53 79H52L53 82L51 81V83L56 84V81L59 82V79H55V78H56L55 75H53ZM72 76H73V75H72ZM94 76H95V75L93 74V77H92L91 80H93ZM110 76H111V75H110ZM110 76H109V77H110ZM118 76H119V75H118ZM74 77H75V76H74ZM77 77H79V76H77ZM77 77H75V80L77 79ZM88 77H89V76H88ZM157 77H158V76H157ZM11 78H13V76H12ZM19 78H20V76H19ZM30 78H31V77H30ZM33 78H34V77H33ZM33 78H31V79H33ZM37 78H38V77H37ZM37 78H36V79H37ZM80 78H81V76L79 77V79H80ZM97 78H98V77H97ZM101 78H103V77H101ZM101 78H99V79H101ZM50 79H51V78H50ZM99 79H98V80L95 79V81H97V83L95 82L96 84H98ZM112 79H113V78H112ZM112 79H111V80H112ZM156 79H157V78H156ZM218 79H219V78H218ZM220 79H221V78H220ZM25 80H27V78H26ZM25 80H24V81L22 80V81L25 83ZM28 80H29V79H28ZM34 80H35V79H34ZM81 80H82V78H81ZM109 80H110V79H109ZM158 80H159V79H158ZM172 80H173V79H172ZM174 80H175V79H174ZM29 81H30V80H29ZM93 81H94V80H93ZM18 82H19V81H18ZM20 82H21V81H20ZM20 82H19V83H20ZM23 82H22V83H23ZM27 82H28V81H26V83H27ZM30 82H31V81H30ZM77 82H79V80H78ZM77 82H76V84H77ZM108 82H109V81H108ZM108 82H107V83H108ZM161 82H162V81H161ZM9 83H10V82H9ZM9 83H8V85H9ZM22 83H21V84H22ZM28 83H29V82H28ZM28 83H27V84H28ZM62 83H64V82H62V81L59 82V84H61V85H62ZM73 83H74V82H71L72 85H73ZM100 83H101V85H99ZM180 83H181V82H180ZM213 83H214V82H213ZM216 83H218V82H216ZM12 84H13V83H11V85H12ZM14 84H15V83H14ZM16 84H18V83H16ZM27 84H25V86H26ZM59 84H57V86H58ZM69 84H70V83H68V85H69ZM84 84H85V83H84ZM84 84H83V85H84ZM87 84H88V83H87ZM87 84H86V85H87ZM91 84H92V83H91ZM93 84H94V83H93ZM99 84L96 85V86H98V87H99V86H100V87H104V85H105V83L103 84L101 81H99ZM110 84H111V83H110ZM192 84H193V82H192ZM11 85H10V86H11ZM19 85H20V84H19ZM61 85H60V86H61ZM63 85H65V86H63V87L65 88V87H66V83H64ZM72 85H71V86H72ZM79 85H80V83H79ZM88 85H89V84H88ZM170 85H172V84L170 83ZM12 86L14 87V85H12ZM60 86H59V87H60ZM71 86H70V87H71ZM75 86H76V85H75ZM80 86H82V84H81ZM112 86H113V84H112ZM55 87H56V86H55ZM73 87H74V86H73ZM73 87H72V88H73ZM78 87H79V86H78ZM162 87H163V86H162ZM171 87H173V86H171ZM35 88H36V85H35ZM64 88H63V90H64ZM67 88L69 89V87H67ZM67 88H66V89H67ZM79 88H80V87H79ZM81 88H82V90L84 89L83 86H82ZM86 88H88V87H86ZM90 88H91V89L93 88V89H92L93 92H91ZM90 88H89V89H85V92L81 91V89H79V90L76 89V90H78V93L81 91L80 93H83V94L85 93V96H87V97H91V98H92V97L94 98V97L97 96L99 93L103 95V93L99 92V91H100V90H98L99 88H97V87H96V88H94V87H90ZM104 88H105V89H106V88L108 89V87H106V85H105ZM131 88H132V87H131ZM141 88H142V87H141ZM169 88H170V87H169ZM183 88H184V86H183ZM192 88H194V87H192ZM66 89H65V90H66ZM68 89H67V90H68ZM94 89H95V91H94ZM124 89H125V88H124ZM133 89H135V88H133ZM157 89H158V88H157ZM189 89H190V88H189ZM67 90H66V91H67ZM86 90H87V91H86ZM88 90L90 91L91 96H89L90 94L88 95V93H89ZM96 90H97L98 92H97ZM119 90H120V89H119ZM166 90H167V88H166ZM70 91H72V90H70ZM125 91H126V90H125ZM128 91H129V90H128ZM138 91H139V90H138ZM138 91H136V92H138ZM164 91H165V90H164ZM30 92H31V91L29 90V93H30ZM52 92H53V91H52ZM72 92H73V91H72ZM94 92H95V93H94ZM96 92H97L98 94H97ZM113 92H114V91H113ZM126 92H127V91H126ZM159 92H161V91H159ZM168 92H169V91H168ZM175 92H176V91H175ZM13 93H14V92H13ZM80 93H79V95L83 96V95L80 94ZM92 93H94L95 95L93 94V96H92ZM9 94H10V93H9ZM47 94H48V93H47ZM55 94H56V93H55ZM55 94H54V95H55ZM58 94H59V93H58ZM60 94H61V93H60ZM72 94H73V93H72ZM74 94H75V93H74ZM86 94H87V95H86ZM96 94H97V95H96ZM100 94H99V95H100ZM111 94H112V93H111ZM111 94H110V95H111ZM129 94H130V93H129ZM132 94H133V93H132ZM132 94H131V95H132ZM189 94H190V93H189ZM4 95H7V94H4ZM35 95L38 96V95H40V93H39L38 95L35 93ZM76 95H78V94L76 93L75 96H76ZM99 95H98V96H99ZM104 95H105V94H104ZM10 96H11V95H10ZM10 96H9V97H10ZM72 96L75 97L74 95H72ZM85 96H84V97H85ZM98 96L95 97V99L99 98L100 100H102L101 98H103V97H102V96H101V97H98ZM125 96H127V94H126ZM6 97H7V96H6ZM15 97H16V96H15ZM28 97H29V96H28ZM34 97H35V96H34ZM39 97H41V96H39ZM44 97H45V96H44ZM48 97H50V96H48ZM48 97H47V99L53 98V96L50 97V98H48ZM56 97H57V96L54 97L55 100H56ZM64 97H67V96H64ZM194 97H195V96H194ZM12 98H14V97H11V99H12ZM32 98H33V97H32ZM32 98H31V99H32ZM37 98H38V97H37ZM54 98H53V99H54ZM59 98H60V95H59ZM77 98H78V97H77ZM105 98H106V97H105ZM105 98H103V100H104ZM120 98H121V97H120ZM123 98H124V97H123ZM127 98H128V97H127ZM129 98H130V97H129ZM165 98H166V97H165ZM186 98H187V97H186ZM8 99H10V98H8ZM29 99H30V98H29ZM33 99H34V98H33ZM33 99H32V100H33ZM47 99L44 98V102H45V101L48 102ZM53 99H51V100H53ZM61 99H62V98H61ZM71 99H73V98L71 97ZM85 99H86V98H85ZM99 99H97V100H99ZM111 99H112V98H111ZM124 99H125V98H124ZM134 99H135V96H134ZM134 99H133V100H134ZM148 99H149V97H148ZM195 99H196V98H195ZM197 99H198V98H197ZM197 99H196V100H197ZM4 100H5V99H4ZM14 100H15V99H14ZM51 100H49V101H51ZM57 100H58V98H57ZM73 100H74V99H73ZM81 100H82V99H81ZM88 100H91V101H92V99H88ZM130 100H132V99H130ZM130 100H129L128 102H131ZM159 100H160V99H159ZM165 100H166V99H165ZM6 101H7V100H6ZM10 101H11V100H10ZM12 101H13V100H12ZM26 101H27V100H26ZM40 101L43 102V100H40ZM59 101H60V100H59ZM61 101H62V100H61ZM64 101H65V98L63 99V102H64ZM76 101H77V100H76ZM76 101H75V102H76ZM82 101H83V100H82ZM109 101H110V100H109ZM109 101L107 100V102H109ZM113 101H114V100H113ZM113 101H112V102H113ZM119 101H120V100H119ZM125 101H126V100H125ZM135 101H136V99H135ZM163 101H164V100H163ZM163 101H162V102H163ZM0 102H1V99H0ZM20 102H21V101H20ZM32 102H33V101H32ZM51 102H52V101H51ZM51 102H50V103H51ZM53 102H55V101L53 100ZM56 102H57V101H56ZM67 102H68V101H67ZM71 102H72V100H71ZM78 102H80V100L77 101L75 104H77ZM83 102H84V101H83ZM83 102H82V103H83ZM87 102H88V101H87ZM87 102H86V104H87ZM93 102H94V101H93ZM96 102H97V101H95V103H96ZM104 102H105V101H104ZM107 102H105V103H107ZM12 103H13V102H12ZM16 103H17V102H16ZM16 103H13V104H16ZM21 103H23V102H21ZM30 103H31V102H30ZM57 103H59V105L61 104L60 102H57ZM98 103H99V102H98ZM110 103H111V101H110ZM118 103H119V102H118ZM121 103H122V100H121ZM133 103H134V102H133ZM135 103H137V102H135ZM200 103H201V102H200ZM17 104H19V103H17ZM17 104H16V106H17ZM43 104H44V103H43ZM45 104H46V102H45ZM53 104L55 105V103H53ZM67 104H69V103H67ZM70 104H71V103H70ZM80 104H81V103L75 105V106L78 107L77 109H76V107H75V109H76L75 113L77 112L78 109H81V108L84 107V106H82V105L79 106ZM84 104H85V103H84ZM88 104H89V103H88ZM91 104H92V103H91ZM102 104H103V106L105 107V104H104L103 102H102ZM102 104L100 103V105H99V104H97V105H99V107H100ZM113 104H114V103H113ZM155 104H156V103H155ZM159 104H160V102H159ZM161 104H162V103H161ZM186 104H187V103H186ZM195 104H196V103H195ZM198 104H199V102H198ZM201 104H202V103H201ZM26 105H27V104H26ZM28 105H29V104H28ZM37 105L39 106V104H37ZM63 105H64V104H63ZM65 105H66V104H65ZM92 105H93V106H96V104H92ZM108 105H110V104H107L106 106H108ZM111 105H112V104H111ZM122 105H123V104H122ZM122 105H121V106H122ZM181 105H182V104H181ZM9 106H12V105H9ZM9 106H8V107H9ZM13 106H14V105H13ZM38 106H37V107H38ZM40 106H41V104H40ZM45 106H46V105H45ZM47 106H48V104H47ZM47 106H46V107H47ZM49 106H53V105H49ZM49 106H48V107H49ZM60 106H62V105H60ZM89 106H90V104H89ZM89 106H88V107H89ZM183 106H184V105H183ZM5 107H6V106H5ZM34 107L36 108V106H34ZM63 107H64V106H63ZM63 107H62V108H63ZM79 107H80V108H79ZM88 107H87V105H86L85 108L88 110ZM109 107H111V106H108L106 109H108ZM113 107H114V106H113ZM133 107H135V106H133ZM187 107H188V105H187ZM29 108H30V107H29ZM43 108H45V107H43ZM50 108H51V107H50ZM71 108H72V104H71ZM73 108H74V105H73ZM96 108H97V107H96ZM102 108H103V107H102ZM118 108H120V107H118ZM118 108H117V109H118ZM137 108H138V107H137ZM173 108H174V107H173ZM199 108H200V106H199ZM6 109H7V107H6ZM9 109H10V108H8L7 110L9 111ZM11 109H13V108L11 107ZM11 109H10V110H11ZM27 109H28V108H27ZM39 109L41 110V108H39ZM52 109H54V106H53V108H51V110H52ZM57 109H58V108H57ZM67 109H68V108H67ZM83 109H84V108H83ZM89 109H91V108H89ZM97 109H98V108H97ZM110 109H111V108H110ZM113 109H114V108H113ZM130 109H131V108H130ZM133 109H134V108H133ZM171 109H172V107H171ZM193 109H194V108H193ZM32 110H33V108H32ZM43 110H44V109H43ZM45 110H47V109H45ZM45 110H44V111H45ZM54 110H56V108H55ZM58 110H59V109H58ZM60 110H61V109H60ZM81 110H82V109H81ZM92 110H93V107H92ZM99 110H100V109H99ZM115 110H116V109H115ZM118 110H121V112L123 111L121 108L118 109ZM124 110H125V109H124ZM173 110H174V109H172V111H173ZM179 110H180V109H179ZM190 110H191V108H190ZM197 110H199V109H197ZM14 111L16 112V110H14ZM29 111H30V110H29ZM47 111H48V110H47ZM49 111H50V110H49ZM49 111H48V112H49ZM56 111H57V110H56ZM62 111H64V109H63ZM66 111H68V110H66ZM78 111H79V110H78ZM85 111H86V110H85ZM96 111H97V110H96ZM103 111H104V110H103ZM163 111H165V110L163 109ZM181 111H182V110H181ZM194 111H195V110H194ZM10 112H12V111H9V113H10ZM17 112H18V111H17ZM51 112H52V111H51ZM57 112H58V111H57ZM73 112H74V111H73ZM82 112H83V114H84V111H83V110H82ZM89 112H90V111H88V113H89ZM91 112H92V111H91ZM107 112H108V114H109V111H107ZM125 112H126V111H125ZM189 112H190V111H189ZM195 112H196V111H195ZM12 113H13V112H12ZM12 113H11V114H12ZM26 113H28L27 110H26ZM41 113H42V112H41ZM41 113H40V114H41ZM46 113H47V112L45 111V114H46ZM58 113H59V112H58ZM68 113L71 114L72 112H68ZM79 113H80V112H79ZM79 113H78V114H79ZM88 113H87V115H88L87 117L90 116ZM93 113H94V112H93ZM96 113H99V112H96ZM100 113H101V111H100ZM102 113H103V112H102ZM102 113H101V114H102ZM123 113H124V112H123ZM123 113H122V114H123ZM203 113H204V112H203ZM203 113H202V114H203ZM13 114H14V113H13ZM30 114H33V113H31V111H30ZM30 114H29V116H31ZM45 114H44V115H45ZM70 114H69V115H70ZM80 114H81V113H80ZM90 114H91V113H90ZM197 114H198V113H197ZM197 114H196V115H197ZM206 114H207V113H206ZM38 115H39V113L37 114V116H38ZM42 115H43V114H42ZM53 115H54V114H53ZM53 115L51 116L52 118H53ZM60 115H61V111H60ZM65 115H66V113H65L64 115H62V116L65 117ZM104 115L106 116V111H105V114H104ZM104 115H103V116H104ZM123 115H124V114H123ZM134 115H135V114H134ZM136 115H137V114H136ZM139 115H140V114H139ZM141 115H142V114H141ZM160 115H161V114H160ZM160 115H159V117H160ZM200 115H201V114H200ZM33 116H34V115H33ZM39 116H40V115H39ZM39 116H38V118H39ZM48 116H49V115H48ZM83 116H84V115H83ZM91 116H92V115H91ZM94 116H95V115H94ZM101 116H102V115H101ZM101 116H100V117H101ZM107 116H108V115H107ZM120 116H121V115H120ZM120 116H119V118H120ZM132 116H133V115H132ZM181 116H182V115H181ZM244 116H245V115H244ZM250 116H251V115H250ZM49 117H50V116H49ZM49 117H48V118H49ZM57 117H58V116H56V119H57ZM76 117L79 118L78 115H76ZM97 117H99V116H97ZM97 117H96V118H97ZM108 117H110V116H108ZM112 117H114V116H112ZM179 117H180V116H179ZM184 117H185V116H184ZM38 118H37V119H38ZM45 118H47V117H45ZM45 118H44V119H45ZM70 118H71V117H70ZM70 118H69V119H70ZM77 118H75V119H77ZM80 118L83 119V117H80ZM80 118H79V119H80ZM85 118H86V117H85ZM89 118H90V117H89ZM101 118H102V117H101ZM119 118H117V119H119ZM126 118H127V116H126ZM136 118H137V117H136ZM139 118H140V117H139ZM190 118H191V117H190ZM243 118H244V117H243ZM245 118H246V117H245ZM248 118H249V117H248ZM248 118H247V119H248ZM252 118L254 119V117H252ZM255 118H256V117H255ZM4 119H6V118H4ZM31 119H33V118H31ZM31 119H30V120H31ZM37 119H36V120H37ZM41 119H42V118H41ZM50 119H51V118H50ZM54 119H55V116H54ZM54 119H53V121H54ZM56 119H55V120H56ZM71 119H72V118H71ZM75 119H74V120H75ZM79 119H78V121H79ZM82 119H81V122H82ZM86 119H87V118H86ZM90 119H91V118H90ZM114 119H116V116H115ZM166 119H167V118H166ZM174 119H175V118H174ZM256 119H257V118H256ZM39 120H40V119H39ZM48 120H49V119H48ZM51 120H52V119H51ZM74 120H73V121H74ZM88 120H89V119H88ZM92 120H94V119H92ZM99 120H100V119H99ZM104 120H105V119H104ZM111 120H112V119H111ZM136 120H137V119H136ZM201 120H202V118H201ZM203 120H204V119H203ZM245 120H246V119H245ZM258 120H259V119H258ZM0 121H1V120H0ZM34 121H35V120H34ZM41 121H42V120H41ZM41 121H40V122H41ZM56 121H57V120H56ZM56 121H54V123H56ZM61 121H62V120H61ZM69 121H70V120H69ZM84 121H85V120H84ZM96 121H98V120H96ZM96 121H95V122H96ZM112 121H113V120H112ZM122 121H123V120H122ZM130 121H131V119H130ZM130 121H127V122H130ZM134 121H135V120H134ZM247 121H248V120H247ZM28 122L31 123L30 121H28ZM43 122H44V121H43ZM49 122H50V121H48V124H47V125H49V126H51V125L54 124L53 122H52V123H49ZM58 122H59V121H58ZM75 122H77V120H75ZM95 122H94V123H95ZM110 122H111V121H110ZM125 122H126V121H125ZM184 122H185V121H184ZM187 122H188V121H187ZM187 122H185V123H187ZM195 122H196V121H195ZM11 123H12V122H11ZM13 123H14V122H13ZM16 123H17V122H16ZM36 123H37V122H36ZM45 123H47V122L45 121ZM71 123H72V122H71ZM73 123H74V122H73ZM86 123H88L87 120H86ZM98 123H100V121H98ZM102 123H103V120H102ZM108 123H109V122H108ZM113 123H114V122H113ZM119 123H120V122H119ZM121 123H122V122H121ZM131 123H132V121H131ZM131 123H129V125H125V126L122 125V129L126 127V128H125V131H127V132H126V135H128V137L125 135V136H126V139H127V138L129 139V136L131 137L130 134L133 133L129 128H128V130H127V127H128V126L131 127V125H130ZM136 123H137V121H136ZM138 123H139V122H138ZM248 123H249V122H248ZM250 123H251V122H250ZM32 124H33V125L35 124V122H33V120H32ZM32 124H31V125H32ZM42 124H43V123H42ZM42 124L39 123L38 126L40 125V127L43 128V127H44L43 125H45V124H43V125H42ZM56 124H57V123H56ZM77 124H78V122H77ZM79 124H81V123H79ZM100 124H101V123H100ZM109 124H110V123H109ZM122 124H123V123H122ZM126 124H127V123H126ZM163 124H164V123H163ZM163 124H162V125H163ZM9 125H10V123H9ZM33 125H32V126H33ZM36 125H37V124H36ZM47 125L45 126V128L47 127ZM73 125H74V124H73ZM81 125H82V124H81ZM102 125H103V124H102ZM104 125L106 126V124H104ZM107 125H108V124H107ZM110 125H111V124H110ZM118 125H119V128H120V127H121L120 124H118ZM118 125H117V126H118ZM132 125H133V124H132ZM134 125H135V122H134ZM139 125H140V124H139ZM182 125H183V124H182ZM250 125H251V124H250ZM255 125H256V124H255ZM11 126H12V125H11ZM13 126H14V125H13ZM13 126H12V127H13ZM21 126H22V125H21ZM56 126H57V125H56ZM56 126H55V124H54V128H53V129H55ZM59 126H60V125H58V127H59ZM78 126H80V125H78ZM82 126H83V125H82ZM112 126H113V125H112ZM114 126H115V123H114ZM253 126H254V125H253ZM257 126H258V125H257ZM5 127L7 128V126H5ZM58 127H57V128H58ZM69 127H70V126H69ZM74 127H75V126H74ZM74 127H73V128H74ZM92 127H93V126H92ZM97 127H98V126H97ZM97 127H96V129H94V130L97 131ZM102 127H104V126H102ZM191 127H192V126H191ZM250 127H251V126H250ZM258 127H259V126H258ZM258 127H257V128H258ZM3 128H4V127H2L1 129H3ZM6 128H5V130H6ZM23 128L25 129V126H24V125H23ZM26 128H27V127H26ZM31 128H32V127H31ZM31 128H30V129H31ZM33 128H34V127H33ZM35 128H36V126H35ZM38 128H39V127H37V129H38ZM41 128H40V129H41ZM76 128H77V127H76ZM87 128H88V126H87ZM100 128H101V127H100ZM104 128H105V127H104ZM107 128H108V127H107ZM107 128H106V129H107ZM134 128H135V127H134ZM136 128H137V127H136ZM136 128H135V129H136ZM140 128L142 129V131L145 130V129L143 130V127H140ZM140 128H138V129H140ZM195 128H197V127H195ZM251 128H252V127H251ZM263 128H264V127H263ZM9 129H10V128H9ZM17 129H18V128H17ZM17 129H16V130H17ZM19 129H20V128H19ZM21 129H22V128H21ZM27 129H28V128H27ZM30 129H29V133L32 132V130H31V132H30ZM47 129L50 130L49 128H47ZM47 129H45V131H47V133H51V132H53V131L48 132ZM51 129H52V128H51ZM64 129H67V127H65ZM64 129H63V130H64ZM74 129H75V128H74ZM74 129H73V130H74ZM120 129H121V128H120ZM135 129H134V133H135V131H136ZM12 130H13V128H12ZM22 130H23V129H22ZM43 130H44V129H43ZM43 130H42V131H43ZM61 130H62V128H61ZM68 130H69V129H68ZM79 130H80V128H79ZM86 130H87V129H86ZM92 130H93V129H92ZM100 130H101V129H100ZM108 130H109V129H108ZM108 130H107V131H108ZM123 130H124V129H123ZM129 130H130V131H129ZM168 130H169V129H168ZM183 130H184V129H183ZM198 130H199V129H198ZM254 130H255V127H254ZM257 130H258V129H257ZM257 130H255V131H257ZM6 131H7V130H6ZM9 131H10V130H9ZM9 131H8V133H9ZM17 131H18V130H17ZM19 131H20V130H19ZM19 131H18V133H19ZM25 131H26V130H25ZM65 131H66V130H65ZM65 131H64L63 133H65ZM75 131H76V130H75ZM96 131H95L94 134H96V133L98 132V131H97V132H96ZM103 131H104V130H102V133H103ZM110 131H111V130H110ZM120 131H121V130H120ZM125 131H124V132H125ZM128 131H129V132H128ZM147 131H148V130H147ZM196 131H197V130H196ZM11 132H12V131H11ZM11 132H10V133H11ZM20 132H22V131H20ZM34 132H35V131H34ZM36 132H38V131H36ZM43 132H44V131H43ZM67 132H68V131H67ZM77 132H78V130H77ZM82 132L85 133L86 131H85V132L82 131ZM99 132H100V131H99ZM112 132H113V130H112ZM116 132H117V131H116ZM121 132H122V131H121ZM124 132H123V133H124ZM138 132H139V131H138ZM184 132H185V131H184ZM189 132H190V131H189ZM191 132H192V130H191ZM191 132H190V134H191ZM197 132H199V131H197ZM197 132H196V133H197ZM0 133H2V132H0ZM8 133H6V134H8ZM10 133H9V134H10ZM16 133H17V132H16ZM26 133H27V132H26ZM39 133H41V132H39ZM45 133H46V132H45ZM68 133H70V132H68ZM74 133H75V132H74ZM88 133H89V132H88ZM88 133H87V134H88ZM105 133H106V134H109V133H107L106 131H105ZM134 133H133L132 136H134ZM192 133H193V132H192ZM196 133H194V134H196ZM2 134H3V133H2ZM13 134H14V133H11V135H13ZM56 134H57V133H56ZM71 134H73V131H72ZM79 134H80V133H79ZM91 134H92V133H91ZM94 134H92V136H93ZM97 134H98V133H97ZM124 134H125V133H124ZM135 134H136V133H135ZM167 134H168V133H167ZM167 134H165V135H167ZM173 134H174V133H173ZM185 134H187V133H185ZM185 134H183V135H185ZM3 135H5V134H3ZM3 135H1V136H2L1 139L3 138ZM14 135H15V134H14ZM47 135H48V134H47ZM65 135H66V133L64 134V136H65ZM102 135H103V134H102ZM109 135H110V134H109ZM113 135H114V134H113ZM144 135H145V134H144ZM191 135L193 136V134H191ZM196 135H197V134H196ZM6 136H7V135H6ZM9 136H10V135H9ZM16 136H17V134H16ZM18 136H20V133H19ZM30 136H32V134H30ZM39 136L42 137L41 135H39ZM50 136H51V134H50ZM56 136H57V135H55V137H56ZM59 136H60V135H59ZM59 136H57V141H58V139H59V138H58ZM69 136H70V137H69V140L71 141V137H72V136H71V135H69ZM75 136H76V133H75ZM83 136H84V135H83ZM89 136H90V135H89ZM92 136H91V137H92ZM99 136H100V134H99ZM104 136H105V135H103V137H104ZM125 136H124V137H125ZM146 136H147V135H146ZM146 136H145V137H146ZM153 136H154V134H153ZM168 136H169V135H168ZM179 136H180V135H179ZM23 137H24V135H23ZM35 137H36V136H35ZM43 137H44V136H43ZM48 137H49V136H48ZM51 137H52V136H51ZM51 137H49V138H51ZM55 137H54V138H55ZM67 137H68V135H67ZM80 137H81V136H80ZM80 137H79V138H80ZM94 137H97V135L94 136ZM101 137H102V136H101ZM107 137H108V136H107ZM107 137H106V138H107ZM109 137H110V136H109ZM143 137H144V136H143ZM149 137H150V136H149ZM183 137H184V136H183ZM187 137H188V135L186 136V138H187ZM5 138H6V137H5ZM7 138H8V136H7ZM10 138H11V137H9V139H10ZM12 138H14V137H12ZM28 138H29V137H28ZM30 138H31V137H30ZM45 138H46V137H45ZM54 138H53V139H54ZM61 138H62V137H60V141H61ZM65 138H66V137H65ZM72 138H73V137H72ZM74 138H75V137H74ZM76 138H77V137H76ZM87 138H88V137H87ZM87 138H86V139H87ZM89 138H90V137H89ZM104 138H105V137H104ZM131 138H133V137H131ZM131 138H130V139H131ZM167 138H168V137H167ZM172 138H173V137H172ZM191 138H192V137H191ZM16 139H18V138H16ZM33 139H34V137H33ZM41 139H42V138H41ZM43 139H44V138H43ZM47 139H48V138H47ZM95 139H96V138H95ZM95 139H93V141H94ZM97 139H98V138H97ZM99 139H102V138H99ZM108 139H109V138H108ZM110 139H111V138H110ZM126 139L123 138V139H122V143L125 142V141H127ZM135 139H136V138H135ZM137 139H138V138H137ZM184 139H185V138H184ZM188 139L190 140V138H187V140H188ZM21 140H22V138H21ZM26 140H27V139H26ZM31 140H32V139H31ZM62 140H63V139H62ZM74 140H75V139H74ZM104 140H105V139H104ZM123 140H125V141H123ZM132 140H133V139H132ZM132 140H131V141H132ZM140 140H141V139H140ZM142 140H143V139H142ZM142 140H141V141H142ZM161 140H162V139H161ZM16 141H17V140H16ZM19 141H20V140H19ZM45 141H46V140H45ZM57 141H55V142H57ZM63 141H64V140H63ZM72 141H73V139H72ZM83 141H84V140H83ZM86 141H87V140H86ZM90 141H91V140H90ZM93 141H92V143H93ZM102 141H103V139H102ZM128 141H129V140H128ZM131 141H129L128 144H129V145L131 144L132 147H134L133 144H135V143H134L133 141H132V143H130ZM141 141H140V142H141ZM143 141H144V140H143ZM5 142H6V141H5ZM7 142H8V139H7ZM20 142H21V141H20ZM24 142H25V141H24ZM29 142H30V139H29ZM42 142L44 143V141H42ZM51 142H52V141H49V144H50ZM61 142H62V141H61ZM67 142H69V141H67ZM67 142H66V143H67ZM73 142H74V141H73ZM100 142H101V140H100ZM103 142H104V141H103ZM103 142H101V143H103ZM144 142H146V141H144ZM172 142H173V141H172ZM196 142H197V139H196ZM199 142H201V141L199 140ZM199 142H198V143H199ZM0 143H1V142H0ZM2 143H3V142H2ZM2 143H1V144H2ZM31 143H32V141H31ZM36 143H37V142H36ZM38 143H39V142H38ZM64 143H65V142H64ZM105 143H106V142H105ZM125 143L127 144V142H125ZM146 143H148V142H146ZM164 143H165V142H164ZM175 143H176V142H175ZM187 143H188V142H187ZM192 143H193V142H191V144H192ZM1 144H0V145H1ZM14 144H15V143H14ZM23 144L26 146V142L23 143ZM47 144H48V143H47ZM53 144H54V143H53ZM56 144H57V143H55L54 145H56ZM58 144H59V143H58ZM58 144H57V145H58ZM68 144H69V143H68ZM75 144H77V143H75ZM88 144H89V142H88ZM88 144H87V145H88ZM97 144H99V143H97ZM106 144H107V143H106ZM126 144H125L124 146H127ZM181 144H182V142H181ZM204 144H205V143H204ZM6 145H7V144H6ZM10 145H11V144H10ZM18 145H19V143H18ZM21 145H22V144H21ZM28 145H29V143H28ZM31 145H33V144H31ZM35 145H36V144H35ZM43 145H44V144H43ZM45 145H46V144H45ZM51 145H52V144H51ZM51 145H50V147H52ZM54 145H53V146H54ZM63 145H65V144L62 143V146H63ZM84 145H85V144H84ZM103 145H105V144H103ZM131 145H130V146H127V147H130V148H131ZM135 145H137V143H136ZM140 145H141V144H140ZM186 145H187V144H186ZM196 145H197V144H196ZM196 145H195V146H196ZM7 146H8V145H7ZM16 146H17V145H16ZM29 146H30V145H29ZM29 146H28V147H29ZM69 146H70V145H69ZM75 146H76V145H75ZM75 146H74V147H75ZM100 146H102V145H99V147L96 145L95 147H96V148L98 147L97 149L100 150V149H101ZM122 146H123V145H122ZM137 146H138V145H137ZM181 146H182V145H181ZM199 146H200V145H199ZM13 147H14V145H13ZM31 147H32V146H31ZM34 147H35V146H34ZM36 147H37V145H36ZM59 147H60V146H59ZM90 147H91V145H90ZM104 147H105V146H104ZM106 147H107V149H108V146H106ZM139 147L141 148L142 146H139ZM193 147H194V146H193ZM45 148H47V146H46ZM54 148H55V149H58V148H56V147H54ZM76 148H77V147H76ZM84 148H85V147H84ZM86 148H88V147H86ZM92 148H93V147H92ZM99 148H100V149H99ZM102 148H103V147H102ZM186 148H187V147H186ZM191 148H192V147H191ZM205 148H206V147H205ZM7 149H9V148H7ZM17 149H18V148H17ZM26 149H27V147H26ZM28 149H30V152H31L32 150L35 152V149H33V147H32V148H28ZM43 149H44V148H43ZM49 149L53 150L52 148H49V147H48V151H47V152H49ZM135 149H136V147H134L133 150H135ZM138 149H139V148H138ZM184 149H185V148H184ZM189 149H190V148H189ZM199 149H200V148H199ZM0 150H1V148H0ZM5 150H6V149H5ZM36 150H38V149L36 148ZM82 150H83V149H82ZM86 150H87V149H86ZM86 150L84 149L83 151L86 152ZM98 150H96V149L94 150V151H96V153H97L96 156H95V155H94V156H95L96 158H98L97 162L100 163V159H102V158L97 157V156H101V155H98V153H99V152H97ZM101 150L103 151V149H101ZM3 151H4V150H3ZM8 151L11 152L12 150L10 151V149H9ZM8 151H7V152H8ZM15 151H16V150H15ZM33 151H32V152H33ZM91 151H92V150H91V148H90V152H91ZM188 151H189V150H188ZM190 151H191V150H190ZM204 151H205V150H204ZM5 152H6V151H5ZM5 152H4V153H5ZM9 152H8V153H9ZM12 152H14V151H12ZM28 152H29V150H28ZM28 152H27V153H28ZM30 152H29V153H30ZM38 152H39V151H37V153H38ZM43 152L46 153V151H43ZM85 152H84V153H85ZM87 152H88V151H87ZM217 152H218V151H217ZM0 153H1V152H0ZM41 153H42V152H41ZM50 153H51V152H50ZM50 153H49V155H50ZM100 153H101V151H100ZM103 153H104V152H103ZM103 153H102V156H103ZM189 153H190V152H189ZM194 153H196V152H194ZM206 153H207V152H206ZM219 153H220V152H219ZM5 154H6V153H5ZM15 154H17V153H15ZM32 154H33V153H32ZM38 154H39V153H38ZM46 154H48V153H46ZM61 154H62V153H61ZM75 154H76V153H75ZM81 154H82V153H81ZM87 154H89V153H87ZM90 154H91V153H90ZM94 154H95V153H94ZM135 154H136V153H135ZM176 154H177V153H176ZM196 154H197V155L200 154V156H201V152H200V153H196ZM209 154H210V152L208 153V155H209ZM212 154H213V153H212ZM2 155H3V154H2ZM7 155H8V154H7ZM40 155H41V154H40ZM42 155H43V154H42ZM42 155H41V156H42ZM73 155H74V154H73ZM73 155H72V156H73ZM132 155H133V154H132ZM208 155H207V156H208ZM26 156H27V155H26ZM26 156L24 157V159L26 158ZM35 156H36V155H35ZM58 156H59V155H58ZM74 156H76V155H74ZM81 156H82V155H81ZM90 156H91V155H90ZM94 156H93V157H94ZM137 156H138V155H137ZM164 156H165V155H164ZM207 156H206V157H207ZM217 156H218V154H217ZM220 156H221V155H220ZM1 157H4V155L1 156ZM39 157H40V156H39ZM55 157H56V156H55ZM55 157H54V158H55ZM84 157H85V156H84ZM86 157H88V156H86ZM93 157H92V158H93ZM95 157L93 158V159H94V162L96 161ZM133 157L136 159L135 155H133ZM133 157H132V160H133ZM194 157L196 158L197 156H194ZM214 157H215V155H214ZM218 157H219V156H218ZM14 158H16V160H15ZM14 158L12 159L13 161H14V160L17 161V159H20V157H19V158H18V157H14ZM22 158H23V157H22ZM22 158H21V160H23ZM29 158H32V156H31V157L28 156V157H27V160H28ZM54 158H53V159H54ZM58 158H59V157H58ZM73 158H74V157H73ZM75 158H76V157H75ZM90 158H91V157H90ZM90 158H89V160H91ZM200 158H201V157H200ZM203 158H205V157H203ZM207 158H208V157H207ZM210 158H211V157H210ZM219 158H220V157H219ZM33 159H36V157H35V158L33 157L32 160H33ZM60 159H62V158H60ZM93 159H92V160H93ZM197 159L199 160V158H197ZM12 160L9 161L5 166H7V167L10 166V165H8V164H10V162H12ZM21 160H19V161H21ZM38 160H39V159H38ZM74 160H75V159H74ZM84 160H85V159H84ZM164 160H165V159H164ZM195 160H196V159H195ZM200 160H201V159H200ZM209 160H210V159H209ZM15 161H14V163H13V162H12V163L15 164V163H16ZM19 161H17V162H19ZM25 161H26V160H25ZM48 161H49V160H48ZM57 161H58V159H57ZM79 161H82V160L80 159ZM104 161H105V160L103 159V162H104ZM202 161H203V160H202ZM42 162H44V161H42ZM46 162H47V161H46ZM46 162H45V163H46ZM49 162H50V161H49ZM52 162H53V160H52ZM88 162H89V161H88ZM90 162L92 163V161H90ZM101 162H102V161H101ZM191 162H192V161H191ZM209 162H210V161H209ZM214 162H215V161H214ZM260 162H261V161H260ZM5 163H6V162H5ZM22 163H23V161H22ZM22 163L19 162L20 165H22ZM29 163H30V159H29ZM31 163H32V162H31ZM133 163H134V162H133ZM192 163H194V162H192ZM196 163H197V162H196ZM198 163H199V162H198ZM201 163H203V162H201ZM201 163H200V164H201ZM215 163H217V162H215ZM256 163H257V162H256ZM263 163H264V162H263ZM16 164H17V163H16ZM16 164H15V165H16ZM37 164H38V163H37ZM46 164H47V163H46ZM50 164H51V163H50ZM87 164H88V163H87ZM92 164H95V163H92ZM186 164H187V163H186ZM205 164H206V163H204V165H205ZM208 164H210V163H208ZM212 164H213V163H212ZM3 165H4V164H3ZM15 165H13V166H15ZM44 165H45V164H44ZM84 165H85V164H84ZM101 165H102V164H101ZM101 165H100V166H101ZM104 165H105V164H104ZM131 165H132V164H130V166H128V168H130V167L133 166V165H132V166H131ZM179 165H180V164H179ZM193 165H194V164H193ZM204 165L201 164V166H203V168H204ZM13 166H12V167H13ZM17 166H19V165H16V167H17ZM48 166H49V165H48ZM48 166H47V167H48ZM88 166H90V163H89ZM91 166H92V165H91ZM102 166H103V165H102ZM102 166H101V168H102ZM208 166H210V165H208ZM208 166H207V168H209ZM220 166H221V165H220ZM7 167H6V171H8V170H7ZM94 167H95V166H94ZM123 167H124V166H123ZM125 167H126V166H125ZM195 167H196V166H195ZM205 167H206V166H205ZM215 167H216V166H215ZM0 168L2 169V167H0ZM42 168H43V167H42ZM79 168H80V167H79ZM88 168L90 169V167H87V169H86V167H85L84 169H85L86 171L89 172L90 170H89ZM98 168H99V166H98ZM128 168L126 169L127 172L129 171ZM187 168H188V166H187ZM191 168H192V167H191ZM211 168H212V166L210 167V169H211ZM233 168H234V167H233ZM8 169H10V168L8 167ZM12 169H13V168H12ZM38 169H39V168H38ZM80 169H82V167H81ZM80 169H79V170H80ZM84 169H83V170H84ZM93 169H96V167L93 168ZM102 169H103V168H102ZM102 169H101V170H102ZM124 169H125V168H124ZM132 169H134V168H132ZM132 169H131V171H133ZM184 169H186V168H184ZM212 169H213V168H212ZM217 169H218V167H217ZM220 169H221V168H220ZM220 169H219V170H220ZM121 170H122V168H121ZM181 170H182V169H181ZM188 170H189V169H188ZM204 170H205V171H203V172H207V174L209 173L208 171H206L207 169H204ZM1 171L5 172L3 169H2ZM77 171H78V170H77ZM80 171H82V170H80ZM86 171H85V173H86ZM96 171H98V170H96ZM118 171H119V170H118ZM131 171H130V174L134 172V171H133V172H131ZM182 171H183V170H182ZM186 171H187V170H186ZM222 171H223V170H222ZM233 171H234V170H233ZM3 172H2V173L0 172V173H1L0 175H1V176L3 175ZM88 172H87V173H88ZM93 172H94V171L90 172V174L88 173L89 175L87 174V175L89 176V178H90V177L92 178V176L94 175V174H92ZM99 172L101 173V171H99ZM125 172H126V171H125ZM127 172H126V173H127ZM210 172H211V171H210ZM214 172H215V171H213V172H211V173L214 174ZM223 172H224V171H223ZM76 173H77V172H76ZM83 173H84V172H83ZM94 173H96V172H94ZM116 173H118V172H116ZM119 173H120V171H119ZM119 173H118V174H119ZM126 173H125V174H126ZM128 173H129V172H128ZM136 173H137V170H136V172H134V174H135V175H134V178L132 177L131 179H136L135 177H136L140 172H138L137 174H136ZM217 173H218V172H216V174H217ZM73 174H74V173H73ZM91 174H92V176H91ZM97 174L99 175V173H97ZM130 174H129V176H130ZM180 174H181V173H180ZM205 174H206V173H205ZM209 174H210V173H209ZM209 174H208L207 176H208L209 179H210V175H212V174H210V175H209ZM216 174H214V175H216ZM222 174H223V173H222ZM224 174H225V173H224ZM82 175H83V174H82ZM102 175H103V174H102ZM141 175H142V174H141ZM220 175H221V174H220ZM1 176H0V177H1ZM84 176H85V175H84ZM95 176H96V174H95ZM132 176H133V175H132ZM139 176H140V175H139ZM177 176H178V175H177ZM225 176H226V175H225ZM74 177H75V176H74ZM85 177H86V176H85ZM93 177H94V176H93ZM98 177H99V176H98ZM212 177H213V176H212ZM212 177H211V180H212L215 176H214L213 178H212ZM217 177H218V176H217ZM219 177H220V176H219ZM221 177H223V176H221ZM78 178H80V177H78ZM87 178H88V177H87ZM87 178H83V179H87ZM91 178H90V180H91ZM112 178H113V177H112ZM215 178H216V177H215ZM75 179L77 180V177H76ZM75 179H73V180H75ZM93 179H94V178H93ZM107 179H108V178H107ZM107 179H106V180H107ZM117 179H118V178H117ZM137 179H139V178L137 177ZM180 179H181V178H180ZM209 179H208V180H209ZM119 180H120V178H119ZM208 180H206V182H207ZM211 180H209V181H211ZM214 180H215V179H214ZM214 180L212 181L213 183H214L215 181H217V179H216L215 181H214ZM219 180L221 181L222 178L219 179ZM219 180H218V181H219ZM87 181H88V179H87ZM87 181H85V182L87 183ZM93 181L95 182V180H93ZM131 181H132V180H131ZM220 181H219V182H220ZM222 181H223V180H222ZM224 181H225V180H224ZM224 181H223V183H225ZM227 181H228V180H227ZM68 182H69V181H68ZM77 182H78V180H77ZM81 182H82V179H81ZM83 182H84V180H83ZM114 182H115V181H114ZM116 182H118V181H116ZM212 182H211V184H213ZM66 183H67V182H66ZM70 183H71V182H70ZM75 183H76V181H75ZM88 183H91V181L88 182ZM88 183H87V184H88ZM92 183H93V182H92ZM106 183H107V182H106ZM204 183H205V182H203V184H204ZM215 183H217V182H215ZM227 183H228V182H227ZM83 184H84V183H83ZM87 184H86V185H87ZM93 184H94V183H93ZM114 184H115V183H114ZM219 184H220V183H219ZM221 184H222V183H221ZM221 184H220V185H221ZM80 185H82V184H80ZM94 185H95V184H94ZM205 185H206V184H205ZM207 185H208V184H207ZM213 185H216V184H213ZM217 185H218V184H217ZM75 186H78V185H75ZM75 186H73V188H74ZM88 186H89V185H88ZM209 186H210V185H209ZM211 186H212V185H211ZM211 186L209 187V189L211 188ZM218 186H219V185H218ZM177 187H178V186H177ZM202 187L204 188L205 186H202ZM216 187H217V186H215V189L217 190L218 187H217V188H216ZM219 187H221V186H219ZM224 187H225V184H223V188H224ZM226 187H227V186H226ZM226 187L224 188L225 192H227L228 189L231 188V187H229V188L227 189ZM76 188H77V187H76ZM205 188H207V187H205ZM212 188H213V187H212ZM212 188H211V190H212ZM223 188H222V190H223ZM64 189H65V188H64ZM71 189H72V188H71ZM81 189H82V188H81ZM86 189H88V188H86ZM90 189H92V188L90 187ZM93 189H94V188H93ZM209 189H208V191L211 192ZM219 189H221V188H219ZM226 189H227V191H226ZM232 189H233V188H232ZM76 190H78V189H76ZM179 190H180V189H179ZM183 190H184V189H183ZM216 190H215V191H216ZM238 190H239V189H238ZM0 191H2V190L0 189ZM3 191H4V190H3ZM64 191H65V190H64ZM73 191H74V190H73ZM229 191H230V190H229ZM229 191H228V192H229ZM239 191H240V190H239ZM65 192H66V191H65ZM192 192H193V191H192ZM220 192H221V191H220ZM225 192H224V194H225ZM232 192H233V190H232ZM73 193L75 194V192H73ZM239 193H240V192H238V194H239ZM77 194H78V193H77ZM179 194H180V193H179ZM228 194H230V192H229V193H226L224 196L222 195L223 198H224L226 195L229 197ZM233 194H234V193H233ZM176 195H177V193H176L174 196H176ZM184 195H185V194H184ZM177 196H178V195H177ZM188 196H189V195H188ZM180 197H181V196H180ZM186 197H187V195H186ZM174 198H175V197H173V199H174ZM194 198H195V196H194ZM186 199H187V198H186ZM186 199H185V200H186ZM181 200H182V199H181ZM188 200H190V199L188 198ZM229 204H230V203H227V204L225 203L226 206L229 205ZM191 205H192V204H191ZM218 205H221V204H218ZM232 206H233V205H232ZM235 206L237 207V205H235ZM255 206H256V205H255ZM223 207H224V206H223ZM227 207H228V206H227ZM227 207H226V208H227ZM243 207H245V206H243ZM257 207H258V206H257ZM220 208H221V207H220ZM230 208H231V206L229 207V209H230ZM240 208H241V206H240ZM250 208H252V206H251ZM223 209H224V208H223ZM236 209H237V208H236ZM241 209H242V208H241ZM219 210H220V209H219ZM234 210H235V209H234ZM238 210H239V209H238ZM221 211H222V210H221ZM238 215H239V213H238L236 216H238ZM255 215H256V214H255ZM234 217H235V216H234ZM234 217H233V218H234ZM238 217H242L241 214H240ZM250 217H251V216H250ZM252 217H254V215H253ZM233 218H232V219H233ZM242 218H243V217H242ZM242 218H241V220H242ZM262 218H263V217H262ZM175 219H176V218H175ZM180 220H181V219H180ZM189 220H190V219H189ZM207 220H208V219H207ZM207 220H206V221H207ZM211 220H212V219H211ZM239 220H240V219H239ZM244 220H245V219H244ZM175 221H176V220H175ZM213 221L215 222V219H213L212 222H213ZM218 221H222V220H218ZM249 221H251V220L249 219ZM262 221H263V220H262ZM187 222H188V221H187ZM190 222H191V221H190ZM190 222H188V223L190 224ZM192 222H193V221H192ZM202 222H204V221H202ZM216 222H217V221H216ZM231 222H232V221H231ZM234 222H235V221H233L232 223L235 225L236 222H235V223H234ZM244 222H245V221H244ZM251 222H252V221H251ZM253 222H254V221H253ZM255 222H256V219H255ZM260 222H261V220H260ZM263 222H264V221H263ZM263 222H261V224H264ZM180 223H181V222H180ZM180 223L177 222L176 224H180ZM207 223H208V222H207ZM209 223H210V221H209ZM209 223H208V224H209ZM220 223H221V222H220ZM220 223H218V224H220ZM222 223H223V221H222ZM232 223H231V224H232ZM212 224H213V223H212ZM218 224H217V225H218ZM226 224H228V223H226V221H225V224H224V225H226ZM251 224H252V223H251ZM253 224H254V223H253ZM258 224H259V223H258ZM190 225H191V224H190ZM195 225H196V223H195ZM195 225H194V226H195ZM201 225H204V224L201 223ZM214 225H215V223H214ZM217 225H215V226H217ZM220 225H222V224H220ZM259 225H260V224H259ZM176 226H177V225H176ZM178 226H180V225H178ZM198 226H199V225H198ZM261 226H262V225H261ZM154 227H155V226H154ZM172 227H173V226H172ZM208 227H209V226H208ZM212 227H213V226H211V228H212ZM253 227H254V226H253ZM259 227H260V226H259ZM263 227H264V225H263ZM263 227H261V228H263ZM190 228H192V227H190ZM197 228H198V227H197ZM205 228H207V227H205ZM155 229H156V228H155ZM245 229H246V228H245ZM247 229H248V228H247ZM250 229H253V228L251 227ZM257 229H259V228H257ZM199 230H200V229H199ZM206 230H207V229H206ZM167 231H168V230H167ZM203 231H205V230H203ZM212 231H213V230H210L209 232H212ZM215 231H216V230H215ZM248 231H249V230H248ZM164 232H166V231H164ZM194 232L196 233V231H194ZM201 232H202V231H201ZM209 232H207V234H208ZM216 232H217V231H216ZM216 232L213 231V233H216ZM218 232H220V231H218ZM168 233H169V231H168ZM168 233H167V234H168ZM192 233H193V232H192ZM192 233H189V234L191 235ZM195 233H194L193 235L196 237V239H198V238H199L198 240L202 239V238H200L201 235H200V237H199V236H196ZM213 233H212V234H213ZM220 233H221V232H220ZM220 233H217V234H220ZM165 234H166V233H165ZM189 234L187 233V236H186V237L189 238ZM202 234H204V232H202ZM212 234L209 233L210 236H212ZM223 234H224V233H223ZM250 234H253V233H250ZM152 235H154V234H152ZM152 235H150V236L148 235V236L151 237ZM159 235H160V234H159ZM197 235H199L198 232H197ZM220 235H221V234H220ZM220 235H219V236H220ZM246 235H247V234H246ZM256 235H257V234H256ZM133 236H134V235H133ZM148 236L145 237V238L147 239ZM222 236H223V235H222ZM224 236H225V235H224ZM224 236H223V237H224ZM249 236H250V235H249ZM263 236H264V235H263ZM153 237H154V236H153ZM153 237H152V238H153ZM178 237H179V235H178ZM180 237H181V236H180ZM182 237H183V235H182ZM203 237H204V236H203ZM205 237H206V236H205ZM228 237H229V236H228ZM228 237L225 236V238H227V239H228ZM231 237H232V236H231ZM233 237H234V236H233ZM132 238H133V237H132ZM155 238L158 239V236L155 237ZM176 238H177V237H176ZM188 238L185 239V240H186V241L189 240ZM193 238H194V237H192V239H193ZM220 238L222 239L221 236L219 237V239H220ZM235 238H236V237H235ZM250 238H251V237H250ZM257 238H258V237H257ZM127 239H128V238H127ZM157 239H155V240H157ZM190 239H191V237H190ZM192 239H191V240H192ZM221 239H220V241H221ZM227 239H226V240H227ZM237 239L239 240L238 237H237ZM237 239H236V241H238ZM240 239H241V238H240ZM254 239H255V238H254ZM144 240H145V239H144ZM152 240H153V239H151V241H152ZM185 240H184V242H185L184 245L186 244V241H185ZM207 240L210 241L209 239H207ZM217 240H218V239H217ZM229 240L231 241V239H228V243H229ZM234 240H235V239H234ZM243 240H244V239L242 238V241H243ZM247 240H248V239H247ZM118 241H119V240H118ZM121 241H122V240H121ZM141 241H142V239H141ZM147 241L149 242V239H148ZM232 241H233V240H232ZM239 241H240V240H239ZM239 241H238V243L235 242L236 245L239 244ZM251 241H253V240L251 239ZM255 241H256V240H254V242H255ZM129 242H130V241H129ZM137 242H138V240H137ZM142 242H143V241H142ZM144 242H145V241H144ZM153 242H154V241H153ZM158 242H159V241H158ZM158 242H157V243H158ZM170 242H171V241H170ZM189 242H190V240H189ZM189 242H188V243H189ZM194 242L196 243V241H194ZM205 242H206V241H204L203 244H205ZM214 242H216V241H214ZM214 242H213L212 244H214ZM221 242H223V241H221ZM248 242H249V241H248ZM254 242L252 243L253 245L255 244ZM89 243H90V242H89ZM149 243L151 244V242H149ZM155 243H156V242H155ZM179 243H183V242L180 241ZM191 243H192V241L190 242V244H191ZM208 243H211V242H208ZM230 243L232 244V242H230ZM132 244H133V243H132ZM144 244L146 245V243H144ZM167 244H168V243H167ZM192 244H194V243H192ZM200 244L202 245V243H200ZM200 244L198 243V245H200ZM206 244H207V243H206ZM216 244H217V243H216ZM221 244H222V243H221ZM242 244H243V242H242ZM250 244H251V242H250ZM90 245H91V244H90ZM136 245H137V244H136ZM136 245H135V246H136ZM155 245H156V244H155ZM188 245H189V244H187V246H188ZM196 245H197V244H196ZM196 245H195V246L193 245V246L196 247ZM198 245H197V247L195 248L196 250L200 249V248H198ZM86 246H87V245H86ZM139 246H140V244H139ZM146 246H148V245H146ZM151 246H152V244H151ZM160 246H161V245H160ZM160 246H159L158 249H160ZM163 246H165V244H163ZM167 246H168V245H167ZM185 246H186V245H185ZM189 246H190V245H189ZM203 246H204V245H203ZM207 246H208V245H207ZM207 246H206V247H207ZM209 246H210V245H209ZM217 246H219V245H217ZM247 246H248V245H247ZM251 246H252V245H251ZM89 247H90V246H89ZM109 247H110V246H109ZM109 247H108V248H109ZM141 247H142V246H141ZM154 247H155V246H154ZM154 247L152 246V249L155 250L156 247H155V248H154ZM175 247H176V246H174V248H173L172 250H174ZM179 247H180V246H179ZM179 247H178V248H179ZM181 247H183V246H181ZM181 247H180V250H178V253L175 254L176 257H178V254L181 256V254L179 253V251L182 250ZM191 247H192V246H190V249H189V247H188V249L191 251V253H193L194 251H193L192 249H193L194 247H192V248H191ZM215 247H216V245H215ZM249 247H250V246H249ZM85 248H86V247H85ZM149 248H150V247H149ZM149 248H148V249H149ZM197 248H198V249H197ZM202 248H204V247H202ZM208 248H210L211 251L214 250V247H208ZM216 248H217V247H216ZM252 248H254V247H252ZM110 249H111V248H110ZM121 249H122V247H121ZM127 249H128V248H127ZM148 249H147V250H148ZM161 249H162V247H161ZM183 249H184V248H183ZM186 249H187V248H186ZM186 249H185V250H186ZM188 249H187V250H188ZM195 249H194V250H195ZM206 249H207V248H206ZM212 249H213V250H212ZM221 249H222V247H221ZM100 250H101V246H100ZM105 250H106V249H105ZM113 250H114V249H113ZM119 250H120V249H119ZM128 250H129V249H128ZM144 250H145V248H144ZM144 250H143V251H144ZM169 250H171V248H170ZM185 250H184V251H185ZM187 250H186L185 252H189V254H190V251H187ZM196 250H195V251H196ZM207 250H209V249H207ZM249 250H250V249H249ZM74 251H75V250H74ZM74 251H73V252H74ZM84 251H85V250H84ZM89 251H90V250H89ZM108 251H109V250H108ZM114 251H116V250H114ZM124 251H125V250H124ZM148 251H149V250H148ZM152 251H153V250H152ZM156 251H158V250L156 249L155 252H156ZM162 251H163V249H162ZM174 251H176V250H174ZM184 251H183L182 254H185ZM192 251H193V252H192ZM202 251H204V250H202ZM211 251H209V252H211ZM218 251H219V249H218ZM218 251H216L217 254H218ZM103 252H104V251H103ZM125 252H126V251H125ZM125 252H124V253H125ZM128 252H129V251H128ZM139 252H140V251H139ZM165 252H166V251H165ZM170 252H172V251H170ZM206 252H208V251H206ZM213 252L215 253V251H213ZM213 252H211L212 254H208V253H207V254H208L209 256H210V255L213 256V254H214ZM225 252H226V251H225ZM118 253H119V252H118ZM130 253H131V252H130ZM152 253H153V252H152ZM158 253H160V252H158ZM167 253H168V252H167ZM194 253H195V252H194ZM198 253H199V252H196L197 255L200 254V253H199V254H198ZM219 253H220V255H223V254H221V252H219ZM148 254H149V253H148ZM169 254H170V253H169ZM217 254H216V255H217ZM225 254H226V253H225ZM243 254H244V253H243ZM131 255H132V254H131ZM155 255H156V254H155ZM160 255H161V253H160ZM163 255H164V254H163ZM171 255H172V254H171ZM171 255L167 256V257H169V258H166L167 260H166L165 262H162V263H163V264H164V263H165V264H166V263L168 264V259H170ZM197 255H195V256L198 257ZM201 255H204V254H201ZM235 255H236V254H235ZM237 255H238V254H237ZM101 256H102V255H101ZM182 256H183V255H182ZM187 256H188V253H187ZM187 256H186V257H187ZM218 256H219V255H218ZM123 257H124V256H123ZM130 257H131V256H129V258H130ZM152 257H153V256H152ZM152 257H151V258H152ZM159 257H160V256H159ZM173 257H174V255H173ZM189 257H190V255L188 256L187 261L189 260ZM192 257H193V255H192ZM196 257H193V258L195 259ZM216 257H217V256H216ZM220 257H221V256H220ZM223 257H224V255H223ZM243 257H244V256H243ZM101 258H103V257H101ZM129 258H128V259H129ZM133 258H134V256H133ZM153 258H154V257H153ZM184 258H185V257H184ZM204 258H205V257H204ZM245 258H246V257H245ZM122 259H123V258H122ZM125 259H126V257H125ZM128 259H126V260H128ZM131 259H132V258H131ZM144 259H145V258H144ZM158 259H159V258H158ZM162 259H163V258H162ZM171 259H172V257H171ZM191 259H192V258H191ZM194 259L189 260V261H191V262L188 261V264H189V263H190V264H193L194 262H192V261H193ZM246 259H247V258H246ZM248 259H249V258H248ZM84 260H85V259H84ZM92 260H93V259H92ZM97 260H98V259H97ZM133 260H134V259H133ZM135 260L138 261V259H135ZM175 260H177V258H175L174 261H175ZM178 260H179V259H178ZM178 260H177V261H178ZM181 260H183V259H181ZM196 260H197V259H196ZM78 261H79V260H78ZM130 261H131V260H130ZM147 261H148V260H147ZM163 261H164V260H163ZM172 261H173V260H172ZM177 261H176V262H177ZM206 261H208V260H206ZM73 262H74V261H73ZM92 262H93V261H92ZM131 262H132V261H131ZM133 262H135V261H133ZM138 262H139V261H138ZM138 262H136V263H138ZM151 262H152V261H151ZM157 262H158V261H157ZM176 262H175V264H176ZM178 262H179V261H178ZM196 262H197V261H196ZM196 262H195L194 264H196ZM204 262H205V261H204ZM115 263H116V262H115ZM125 263H126V262H125ZM148 263H150V261H149ZM173 263H174V262H173ZM182 263H183V262H182ZM197 263H198V262H197ZM201 263H202V262H201ZM106 264H107V263H106ZM129 264H130V263H129ZM134 264H135V263H134ZM140 264H141V263H140ZM185 264H186V263H185ZM202 264H203V263H202Z\"/></svg>","mask_w":264,"mask_h":264}]
</instances>
